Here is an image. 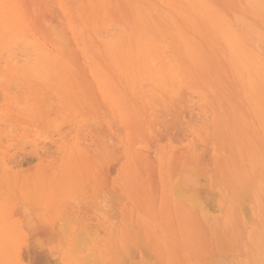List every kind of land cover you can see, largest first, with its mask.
Returning <instances> with one entry per match:
<instances>
[{"label":"rangeland","instance_id":"1","mask_svg":"<svg viewBox=\"0 0 264 264\" xmlns=\"http://www.w3.org/2000/svg\"><path fill=\"white\" fill-rule=\"evenodd\" d=\"M35 1H36V6H37L36 10H38V11H36L34 9L35 6L33 5V3H35V2L32 3V0H26V1L25 0H18L19 3H17V0H11V1L4 0L5 7L8 10L6 12H3V11L0 12V19H2L1 26H0V38H1L0 42L2 41L0 43V57L4 56V57L8 58L11 55L8 51L15 50L13 52H16L17 48H18L19 53L16 52V55L13 53L12 56L13 55L17 56V58L19 60L17 53L19 54V56L22 54L23 55V56L21 55L22 58L20 57L22 59V61H20V62L22 64H24L23 62H25V65H26L25 60H28L30 57L31 59H30V61L29 60L27 61V63L29 62V64H27V65H30V64L31 65H30V67H28L29 69L26 68L27 71L26 70L25 71L28 72V70L29 71L32 70L31 72L35 73V74H32L31 72H28L27 74L26 73L24 74V68L25 67L18 61L20 64V69H19L18 62L16 61L17 62L16 63L15 60H13L15 58L14 56H13L14 58L10 57L9 59H7L8 61L10 60L9 63H11V64H9L10 65L9 70H8L9 65H7V61L5 62L6 59L2 60L3 62L0 63V65H1L0 68L1 67L3 68V70H2V68L0 70V72L3 74V76H0V161H1V163H0V247H1L0 248V259H1L0 264H12L13 262H14L13 264H27V262H28V264H34V262L36 261L35 260L36 258H37V261L39 263L42 262L41 264H46V263L48 264L52 260H57L59 264H72V263L78 264L79 261L81 260V258L82 257L84 258L86 255H88V257L86 256L88 258L87 260L90 261V259H91V261H92V262L91 261L88 262V264H95V263L96 264H103V263L107 264L108 261H110V263H108V264H111L114 261H115L114 264H116V263L118 264L119 262H121L123 264L124 262H122V261L126 258H127V261L134 262L133 264H135V263L136 264H153V263L154 264H203V263L204 264L205 263L206 264H215V263L216 264L217 263L218 264H228L229 261H226V260H233V262L230 261L231 262L230 264H232V263L233 264H253V263L254 264H262V263L264 264V226H263L264 225V222H263V220H264V114H263L264 113L263 112L264 111V102H263L264 96H262L263 95L262 91H264V75L262 73L261 74L263 76L260 74V71H262L264 73V67H263L264 64H262V63H264L263 62L264 61V59H263V57H264V53H263L264 46L263 45L264 44H261V42L264 43V38H262V37H264V27H262V26H264V21H263L264 20V16H263L264 13L260 14V12L263 11V9L261 8L262 5H259V6H261L260 7L262 9V11H261V9L258 8L259 6L256 7L257 6V4H256V6H255L256 10L258 8L260 12L254 11L255 12L254 14H256V15H254L253 12L250 11L253 8H255V7H252L253 1H250L251 2V6H250L249 3H245L248 0H193L192 3L190 0H186V1L185 0L184 1L183 0H176L178 2L177 3L178 5L176 4L175 0H173V1L172 0H169V1L168 0H159V2H158V0L149 1L152 3V4L151 3L150 4L153 6L157 3V6L161 7V9L163 11H165L163 13L164 14L167 13V14H165V16L167 15V17H166L167 20L164 19L165 17H162L164 19V20L162 19V21H164V23H162L163 25L161 26V24H159V23H161L162 21L158 22L159 19L157 17L160 15L159 17L161 19V16H163L164 14L161 15L162 13L159 14L157 12L162 11V10H158L156 12L154 10L155 9L154 8L155 6H154V7H152L153 9L150 8V11H149L148 9L150 7V4L147 2L148 0H146V2L149 4V6L147 5V3L144 0L143 1L141 0V2H143V3H141L138 0L141 5H143V4L147 5V6L145 5L146 7L143 10L146 13L149 11V14H146L145 12H143V13L146 14L147 17H149V15L152 14L151 15L152 18L151 19L149 18L150 19L149 22L147 21V26H151L152 28L155 27V29L147 28V27H145V28H147L146 30L152 29L153 31H156L157 33H152L153 31L152 32L150 31L149 36L154 35L156 38L155 39L156 42H157V39H161L159 33L161 34V36H163V38L165 37L164 38L165 42H164V40H162L163 38L161 39V42H160V46L162 48L160 46L159 47L161 49H166V52L165 51L163 52L162 50H160L161 52L159 53V51H158L159 49H157L158 44L154 43L155 42V40L153 38L154 36L152 37L153 39L151 37H150L151 39H148L149 37L146 39V35L149 33V31H147L148 32L147 33L145 30H143V28H144L143 21L146 20V16L144 18V14L143 15L141 14V16H143V18H144V19H141V16L139 13H142V12H140L139 9H135V8H137V6L135 7V6L131 5L130 0H129L130 3L127 0H125V2L123 0L122 1L121 0H118V1L113 0L114 4H116L115 5L116 8L115 7L114 8L117 9V11L120 8L122 9V10H119V12H117L114 15H112L113 13L111 14V13L106 12V11H105L106 14L104 13V10L110 9L107 7L111 5V4L108 5L109 1H107V0L106 1L104 0V2H102V4H101V1H103V0H94V1L90 0L92 3H95V5L90 3V1H88V0H86V2L84 0V2H83L84 4L81 3V1H83V0H74V1L73 0H53L54 2L52 0H48L47 3H49V2L55 3V4L49 3V5H48L46 3V1L44 0L45 1L44 4H46V6L50 7V4H52L51 6H53V8H51V7L50 8L52 9V13H54V14L51 13V15L49 12V11H51L49 7H47V10H45L43 8V6L45 7L44 4L42 6L43 0L39 1L41 4L37 2L38 0H35ZM96 1H98V2H96ZM135 1H137V0H135ZM135 1H134V3H135ZM180 1H183V3L185 2V4H186V6H184V4L182 3L184 7H187V8H184L185 9L184 11L186 12V15L188 16V20L187 21L185 20V22H188V23L183 24L182 17L185 16L184 17V19H185V18H187V16L185 15V13H182L184 11H182L181 8L179 9V7L181 5ZM260 1L264 2V0H260ZM15 2L17 4H15ZM106 2H107V7H106L107 9H105V6L103 5V4L106 5ZM165 2H166V5H165ZM170 2H171V4H170ZM173 2L178 6V7L176 6V8H177V10H180L181 13H180V11H176L175 10L176 8L173 9V6H174ZM257 2H255V3H257ZM12 3L14 5H16L17 8H19L20 13H22L23 15L26 14L24 16L22 15L23 18L25 17L23 19V22L24 23L26 22V23L25 24L23 23L24 30L22 31V29H20V31L25 32L26 35L30 34L31 38L29 37V35H27L24 38L25 34L24 33L22 34L19 31V27L21 25L19 26V21L15 19V16L13 13V11H14L13 8L12 9L10 8L11 6L13 7ZM27 3H28V5H27ZM75 3L77 5H74ZM97 3H98V5H97ZM200 3H201V6L203 5L202 7L200 6ZM240 3L242 5V8L239 5ZM259 3L261 4V2H259ZM114 4H112V6H114ZM135 4H137V3H135ZM169 4H170V8H169ZM193 4H194V6H193ZM262 4H264V3H262ZM55 5H56V7H55ZM73 5H74V7H72ZM83 5H85V6H83ZM204 5L206 7H204ZM244 5H246L247 8L244 7ZM21 6H22V8H21ZM26 6L28 8H26ZM89 6H90V9L88 8ZM95 6H97V7H95ZM126 6H128V8H129V6H132L133 10H131L132 9L131 7H130V10L128 8H125ZM195 6H197V7H195ZM199 6L201 7L202 10L199 8ZM181 7H182V5H181ZM30 8H32V9H30ZM40 8L42 10H40ZM54 8H55V10H53ZM64 8H65V10H64ZM79 8H80V11H79ZM97 8H98V10H100L101 13L97 10ZM123 8H125V10L129 11V14L127 16H126V14L128 12L127 11L124 12L125 10ZM138 8L142 9L141 7H138ZM211 8H212V10H213V8H214V10L217 9L218 12L213 10L216 13L215 14L214 12L211 11ZM263 8H264V6H263ZM115 9H113V10H115ZM166 9H170V10L167 11ZM198 9H200L201 11H199ZM247 9H249V10H247ZM10 10H12V11H10ZM24 10H25V12H24ZM77 10L80 12L79 15L77 13ZM94 10L97 12L95 13ZM156 10H157V8H156ZM29 11H31L33 14ZM74 11L76 13H74ZM90 11H93V13L89 14ZM121 11H122V13H120ZM130 11L136 12V14H135V12L134 13L132 12L134 17L132 16V14H130L131 13ZM153 11H155L156 15L158 14V16L153 14L154 13ZM187 11H189V12L191 11L192 15L190 14L191 15L190 16L189 12L187 13ZM196 11H199V12H197V13H199V15H198L199 18L200 17L202 18V16H200V15H202L204 13H205V16L204 15L203 16L204 17L207 16L206 18L203 17V19H207V21L206 20L202 21L204 23V24L202 23V26H201L202 29L199 27L200 25L199 26L196 25V24H198L197 21L199 22L201 20V19H198L197 13L195 15ZM113 12L115 13L116 10ZM2 13H4V14H2ZM42 13H45L46 16H41L40 14H42ZM59 13H60V16H58ZM107 13H109V14L107 15ZM36 14H37V16H36ZM55 14L58 16L57 18L55 16ZM93 14L94 15L97 14V17H98L97 20H96L95 16H92L93 18L91 17V15H93ZM178 14L179 15L182 14L184 16L181 15L180 16L181 18L178 20V18H179ZM234 14H236V15H234ZM257 14H259V16H262L261 20L258 18L259 16ZM42 15H44V14H42ZM52 15L56 19L52 18L53 17ZM103 15L106 16V18L103 17ZM119 15L122 19H119ZM154 15H155V17H154ZM233 15L235 17L237 16V18H239V19L243 18L244 24L246 22L245 19H248V21H250L251 23L247 21L246 24L248 25V23H250L254 27V29H252L253 27L249 28V29H252V31L257 29L258 31L256 30V33L260 31L259 33H257V34L261 35V36L258 35L260 37V39L259 38L256 39L257 35L255 34V32L254 33L252 32L253 35L250 36V38H249L250 40H249L248 34L250 35V33H249L250 31L246 35L247 32L245 31V33H244L243 26L240 27L241 25H244V24H239L236 20L234 21L235 22V24H234L233 18H235V17ZM39 16H41V17L39 18ZM100 16L102 18H100ZM110 16H113V17L110 18ZM115 16H117V17H115ZM123 16H124V18L128 17L129 21H130L131 17H132V20H134V21L136 20V21L133 22L131 20L130 21L131 24H129V21L125 18L126 22L123 21V23H124L123 24L121 21V20H124ZM129 16H130V18H129ZM172 16L174 19L172 18ZM215 16H216V18H215ZM238 16H240V17H238ZM253 16H255L256 18H253ZM45 17H46V20H45ZM78 17L83 19V20H81V22L82 21L84 22L83 26H84L85 30L82 32H81V30H83L82 23H78V22H80V18L78 20ZM169 17H171V18H169ZM34 18H36V19H34ZM63 18H64V21L66 19V23L63 22ZM67 18H69L70 20ZM86 18H88V19L86 20ZM113 18H114V22L116 21L114 23L116 30L112 27H111L112 29H109L110 28V25L108 24V23H110L109 20L110 19L113 20ZM175 18L179 22H176L177 20ZM213 18H214V20H212ZM7 19H8V21L5 22L4 20H7ZM26 19H27V21H26ZM28 19H30L29 20L30 22L28 21ZM51 19L56 20V23H55V21L52 22ZM71 19H72V22H74V21L75 22L72 23ZM92 19L94 22L92 21ZM106 19H107V21H106ZM118 19L121 21L122 24L120 23V21ZM140 19L142 20L141 24L143 26L140 24V22H141ZM189 19H190V22H189ZM48 20L50 22H48ZM152 20H154V21H152ZM216 20H218V21H216ZM257 20H259L261 23ZM76 21H78V22H76ZM90 21H92V22H90ZM96 21H97V23H96ZM151 21H152V23H151ZM173 21H174V23H173ZM191 21H192L193 26L190 24ZM35 22H36V24H35ZM46 22L56 24V25H53V28H51L52 25H49L50 26L49 28H51L49 31L51 32V30L53 29L52 31H54V32H51V34L50 33L47 34L48 31L47 32L45 31V33L40 34V32H38V30L42 31L43 27H44L43 31L45 29L47 30L48 27L47 28H45V27L48 25V23L46 25ZM153 22H154V25H152ZM167 22L169 24L168 26L165 25V23L167 24ZM262 22H263V25H262ZM4 23L7 27L4 26ZM136 23H138L137 26H136ZM145 23H146V21H145ZM148 23H150V24L148 25ZM217 23H219V24H217ZM42 24H44L45 26H42ZM57 24H60L62 27H65L66 31H68V33L70 34L71 37L65 31L66 34L62 32L63 35L61 38V34H60L61 32L59 33V31H57L58 33H56V29L54 30V27L57 28ZM64 24L65 25L68 24V25H66L67 27ZM78 24L80 27H78ZM90 24H91V26H90ZM132 24L135 27V31H134V27H131V26H133ZM156 24H157V26H161V28L158 29ZM185 24H186V26H185ZM187 24H189V25H187ZM236 24H237V26L239 24V27L242 28V29L239 28L240 29L239 30V33H240L239 36L241 37L240 39H242V41H243V42H241V44H240V42H239V44H237V42L240 39L237 40L235 43V39L238 37L237 34H239V33H237L238 28H236V26H235ZM36 25H37V27H36ZM95 25L96 26L98 25V28H100V30L98 29L99 32H98L97 28L95 27ZM100 25L101 26L103 25V27H100ZM106 25H109V26H106ZM139 25L141 27H143L142 30L145 31V33H143V31L139 29V28H141V27H139ZM176 25H177V28H176ZM178 25L180 26V28H178L179 27ZM195 25L199 27V30H198V27H195ZM224 25H226L227 28ZM31 26H33V27H31ZM61 26L58 25L57 29H59V27H61ZM104 26H106V27H104ZM123 26H125V27H123ZM145 26H146V24H145ZM163 26H165V27H163ZM187 26H189L188 27L189 29L187 28ZM26 27H29V28L31 27V28L29 29ZM117 27H118V29H117ZM204 27L208 28L209 30L207 29V32H205L206 29L204 31ZM210 27H211V29H210ZM4 28H5V31H4ZM21 28H22V26H21ZM32 28H34V29L32 30ZM65 28H64V30H65ZM95 28H96V30H95ZM119 28H121V29L119 30ZM137 28L139 29L140 33L142 32L141 33L142 34L141 39H140L141 41H139L140 46L137 45L138 40H139L138 38L140 37V36L137 37L140 34V33H138ZM165 28H167V30H169V31L171 30L170 32H173L171 34L175 33V35L174 36L172 35L173 37H170L171 35H169L167 33V30ZM229 28H230L231 32L227 30ZM9 29H11V30H9ZM60 29L62 30V28H60ZM92 29H94V31ZM246 29L247 28L245 27V30ZM114 30L117 32L115 33ZM212 30H217V35L219 34L218 37H220V39H218L219 42H220V40L224 39L220 43H223V45L226 47V49H224L223 48L224 46L219 43V45L222 46V50L220 49L221 47H219V49H220V51H222L221 53L223 54V56H222V54L220 55V53H219L220 51L217 49L218 46L216 47L217 44L216 45L214 44L215 40L217 41V36L215 34V36H216V38H215V36L213 35L214 31H212ZM235 30H236L235 34H232V33H234ZM86 31H88V32H86ZM92 31L98 32V33L95 32L97 34L98 39L93 34ZM108 31H109V33H108ZM180 31L182 33H180ZM14 32H16V33L14 34ZM101 32H105L107 35L104 33V36H102ZM123 32H125V33L123 35H121ZM228 32H230V34ZM52 33H54V34H52ZM80 33L84 34V36L80 35ZM215 33H216V31H215ZM226 33H228V34H226ZM45 34H47V35H45ZM56 34H58L59 36L58 35L55 36ZM78 34L80 37L78 36ZM86 34L88 35V37L90 39L93 38L95 41H96V39L97 40L103 39L102 43H101V41H96L97 45H100V46H98L99 49L100 50L102 49L101 52L104 51L101 53L102 54L101 57L99 54L97 55V50L99 51V49H97L98 47L94 46L95 47V49H94V47H93L94 41L89 40V38L86 37L87 36ZM156 34H158L159 37H156L157 36ZM11 35H12L13 39H11ZM38 35H39V37L37 38ZM53 35L55 37H58L59 40H60V38L64 39L66 36V38H65L66 41L61 40L62 43L59 41L61 44L60 43L58 44V42H57L58 40L53 39V37H52ZM130 35H131V38H130L131 41H130V39H128L130 37ZM207 35H208L209 39L207 38ZM229 35L232 37L231 39H230ZM232 35H235V37L236 36L237 37L235 38ZM17 36H19V37L22 36L23 39H21L22 40L21 42L19 39H17ZM45 36L47 37V39L45 38ZM67 36L70 37L68 40H67ZM211 36L215 39H213ZM223 36L225 38H223ZM246 36H247V38H245V39H246V41L248 39L247 42H245V40L243 39ZM252 36L256 40H258L259 42H257L255 44L256 41L255 42L253 41L255 39L251 40ZM33 37L35 39L37 38V40L34 41ZM76 37L78 39H76ZM116 37L118 38V42H115V41H117V39L115 41H113L112 45L115 42L114 46L109 44V43H111L110 41L108 43L109 39H112V38L115 39ZM176 37H177V41H176ZM119 38H121V42H122L121 44L119 42L120 41ZM126 38L128 39V41ZM226 38H228V39H226ZM28 39L33 44V47H32V45L29 43V45L32 47L33 50L30 48H26L28 46L27 45ZM71 39H72V41L69 42V40H71ZM122 39H123V41H122ZM144 39H145V41H147V43L144 41ZM174 39H175V41H173ZM261 39H262V41L260 42ZM17 40L19 41L18 46H16L17 42H15ZM124 40H126V42ZM211 40H213V43L211 42L212 44L210 43ZM225 40H228V41L224 42ZM36 41L38 43H40L39 45L37 43H36L37 45H35V46H38L37 51L39 54L35 50L36 48L34 46V42H36ZM52 41H54L55 44ZM84 41H86V43ZM88 41H90V42H88ZM103 41L104 42L107 41V43L104 44ZM218 41H217V43H218ZM14 42L16 43L15 44L16 47L13 45ZM64 42H66V43H64ZM67 42H69V43H67ZM131 42H133V43H131ZM149 42H151L153 44L152 45L148 44ZM158 42H159V40H158ZM70 43L74 44V45L72 44V47L74 46L73 52L70 49H66V50H64L66 52H63L62 49L67 48L68 47L67 44H70ZM83 43L85 44L84 46L82 45ZM140 43L144 44V45H141ZM182 43H184L183 47H182ZM226 43H229V44L226 45ZM71 44H70V46H71ZM108 44L111 46H109ZM155 44H157L156 47L154 46ZM242 44H244V45L247 44V45L246 46L243 45V47H240ZM49 45L51 48L49 47ZM102 45H104V47ZM123 45L125 46L124 49H123ZM136 45L138 46V48H135V47H137ZM150 45L153 46V49H152V47H150ZM232 45H235V46H232ZM238 45L241 49L238 47ZM108 46H109V48H108ZM141 46H142V48H141ZM147 46L150 48L148 50V52L153 54V57H151L152 59L153 58L158 59V57L160 56L159 60H160L161 66L159 65V60H156L155 65L153 64L154 59H153V63L150 62V60H149L150 54H148V58H149L148 62H150V63L146 64L144 62V61H146L144 58L145 57L144 55L147 56L146 50H144V49H145V47H146V49H148ZM8 47L9 48L11 47L10 50L8 49ZM41 47L44 48L45 50L42 49ZM72 47H68V48L72 49ZM91 47H92V49H91ZM112 47H114L116 51L119 48H120V50L123 49L121 51L118 50V52H120L118 55L123 56V58L120 56V58H121L120 61L124 65L122 63H120V61H118L119 59H115V60H116V64H117V62L121 64V65H119L120 67H118V64L117 65L115 64L114 57L116 56L117 53L114 54L115 53L114 51H113V53L111 52ZM116 47H118V48H116ZM21 48H22L23 52H22ZM189 48H191V49L189 50ZM7 49H8V51H7ZM26 49L27 50L29 49L28 50L29 52ZM93 49H94V51H93ZM132 49H134V51ZM140 49H142V50H140ZM193 49H194V54H192V56H193V58L195 57L196 59H193L192 56H190L191 59H193V60H191L189 55L191 53H193L192 52ZM229 49H231L232 52L234 50H236L237 52L236 51H234V52L237 54V57L239 56L240 59L239 58L237 59V57L234 56V52L231 53V50H229ZM242 49H244L246 54L244 51H243L244 53L239 52V51H242ZM249 49L251 51H249ZM259 49H262V51L260 50L261 51L260 52ZM3 50L7 54H5ZM24 50H26V52H24ZM56 50H57V52H56ZM41 51H42V53H41ZM131 51L133 53H131ZM136 51H138V52H136ZM150 51H153L156 54L153 52H150ZM156 51H158V54ZM177 51H179V52L177 53ZM247 51H248V54L250 56L247 54ZM53 52H54V54H53ZM78 52H79V56H78ZM110 52H111L112 56H114V57L111 56ZM122 52H124V53H122ZM249 52H251V53H249ZM24 53H26V54L28 53V55H26ZM73 53L75 55H73ZM99 53H100V51H99ZM103 53H104V56H103ZM186 53H188V54H186ZM132 54H134L135 56ZM154 54L156 56H154ZM231 54H233V55H231ZM6 55H8V57ZM60 55L63 57H61ZM64 55H65V57H64ZM106 55H107V57L105 58ZM162 55L163 56L165 55V59ZM172 55H175V57H176V58H174L175 63L173 62L174 60L172 58L173 57ZM243 55L246 56L247 58L244 57ZM43 56H45V57H43ZM129 56L130 57L133 56V58H132L133 60L131 58L129 59ZM136 56H137V58H136ZM23 57H25V59ZM66 57L67 58L69 57V58L67 59ZM71 57H73V58H71ZM75 57H76V59H75ZM118 57L116 56L115 58H118ZM161 57H163L162 60L163 61L165 60L166 64L163 61L161 62ZM169 57H170L171 62H168ZM243 57L246 59L245 60L242 59ZM250 57H251V59H253L252 60L254 62L253 64L258 66L257 68L260 69V70H258V73L260 75L257 74V75H259V77L255 74L257 72H251L252 70H255V71L257 70L256 66H254L253 64H252L253 66H251V68L253 67L252 70H251V68L246 69V67H250L248 65V63H249L248 59ZM256 57H258V59ZM17 58H15V59L17 60ZM37 58H39V59H37ZM182 58H184V59H182ZM260 58H262V60ZM62 59L64 61H62ZM78 59H79V61H78ZM107 59H109V60H107ZM142 59H144V61ZM166 59H168V60H166ZM251 59H250V63L252 62ZM56 60H58L59 62H57ZM65 60H67V61H65ZM106 60H107V62H106ZM130 60H131V64H130ZM134 60L137 64L136 63L134 64L132 62ZM139 60L140 61L142 60V62L139 63ZM239 60L240 61L242 60L241 61L242 64ZM51 61H52V63H51ZM71 61L72 62L74 61L75 66L73 65V63ZM102 61L104 62V64L102 63ZM0 62H1V58H0ZM14 62L16 63L15 65L13 64ZM53 62H56V63H53ZM76 62H77V64H76ZM172 62H173V64H172ZM45 63L52 64L51 65L52 67H50L48 64H46L47 65L46 66ZM59 63H60V65H59ZM101 63L104 66H107V67L109 66L108 70L106 69V67H105V70H103V68H102L103 66H101ZM108 63H111V65ZM141 63H143V65H146L144 67H147V70H150V72L153 74L152 76H149L150 73H148L147 70H143L142 69L143 67L141 68V66H142ZM163 63L167 66L170 65L168 67V69L165 68L167 66H165ZM4 64L7 65V66H4L7 69H5L3 67ZM12 64H13V67H12ZM64 64H66L68 66H66ZM69 64H70V66H69ZM150 64L154 65L155 67L151 66V67H153V69H152L151 67H149ZM27 65H26V67H27ZM41 65H43L44 67L42 66L43 67L42 68ZM58 65L60 68L58 67ZM134 65H137V67H135ZM261 65H263V66H261ZM39 66H40V69H39ZM111 66L113 69L111 68ZM133 66H134V69H133ZM67 67H70V70L72 69L71 73H70L69 69H68L69 71H67V72L62 71L64 69H67ZM114 67H115V69H114ZM126 67H128L127 68L128 71L126 69L125 72H127L129 74V71H131L130 76H128L127 73H126L127 74L126 75L124 72ZM171 67H173L174 69ZM81 68L84 70V72ZM110 68L112 69V75L114 76V77L112 76L111 79L114 80L116 77V80H114L116 82L111 81V79L109 77V76H111L110 75L111 74ZM137 68H138V70H137ZM139 68L143 70V71L141 70V72L143 73L144 79L150 80V78H151L150 81L146 80L145 83H143L144 79H143L142 74H141L142 79H140V77H139V75L141 73V72L139 73ZM163 68L165 69V71ZM176 68H178V69H176ZM116 69L118 72L115 71ZM118 69L119 70L122 69L123 73L121 72V70L119 72ZM239 69L240 70L244 69L242 71L244 75L241 73V71ZM34 70H37V71H34ZM74 70H75V72H74ZM76 70H77V72H76ZM109 70H110V74H109ZM236 70H238V71L236 72ZM17 71L19 72L18 74H17ZM154 71H156V72H154ZM168 71H170L171 74H173L172 75L173 77L174 76L177 77V80H176V78H174L176 80V82H175V80H173V82H171V85H173L172 89H176L178 87L177 90L174 91V93L172 90H171L172 92L170 91L171 88L168 91L167 86L170 87V84L168 85V83H165V82H170V79L167 80L169 78V75H170L171 81L173 79V77H171L170 72H169V74L166 73ZM12 72H13V74H12ZM36 72H37V74H36ZM63 72H64V75H66V73H67V75H69V76L66 75V77H68V79L67 78L64 79V77H63L64 75H62ZM81 72H82V74L87 72V73H85L87 75H83V77L88 78V79L90 78V83L92 82L94 87L93 86L88 87V84H89V86H91L92 84L90 85L88 80H86V81H88V83H86L85 79L82 78ZM161 72L162 73L165 72L166 74L165 73L162 74ZM238 72L240 73V75ZM1 73H0V75H2ZM73 73L74 74L77 73V74L74 75ZM118 73H119V75L120 74L124 75L123 79L121 77H117V76H119ZM154 73H156L157 76ZM175 73H176V75H175ZM8 74L13 75L14 79H16L14 83H13L14 80L12 81V79H11L13 77L9 76ZM29 74H32V75H30V77H29ZM46 74L48 75V77L50 79L49 78L46 79L47 77L45 78ZM71 74L73 77V78H71L72 80H70V78H69V77H71ZM131 74L133 75V77L131 76ZM237 74H238L239 78L244 76L243 79L242 78H240L241 80L238 79ZM5 75H8L9 77L8 76L7 77L9 79ZM16 75H19V77L16 78ZM37 75L43 76V78L41 76L42 81H44L46 79L47 81L49 80L48 83H52V84H48V86H47L46 82H45L46 85L43 84L42 82L41 83L38 82L39 84H37V82H36V84H35L36 88L38 87V85L39 86L43 85L45 87L46 91H42V89L44 88L42 86L38 87L37 89L34 87V83L32 82V80L34 81V79L35 80L41 79V78H38ZM52 75H53V77H52ZM56 75L58 76V78ZM159 75L161 76V81L163 80L164 85L160 81ZM167 75H168V77L166 79ZM246 75H247V77H246ZM248 75L250 76L251 79H249ZM25 76H27L28 78ZM163 76H165V77H163ZM180 76H181V78H179ZM60 77H63V78H60ZM125 77H127L126 78L127 81L125 80ZM153 77H154V79H155V77L156 78L159 77V78L157 80L155 79V81H153L154 80ZM3 78H7V79L5 80ZM108 78L110 79V81ZM130 78H131V81L129 80ZM132 78H134V79H132ZM253 78L259 84V85L256 84L257 85L256 87H254V85H253L254 84V82L252 81ZM259 78H260V80H259ZM53 79H55V80L53 81ZM62 79H64L66 82H64ZM138 79H140V80H138ZM189 79L191 81H189ZM1 80H2V82H1ZM8 80L12 81V82L10 81L11 84H10V82H8ZM118 80L123 81V84L121 82H119L120 85H122L121 86L122 88L125 86V91L123 89V91L125 93L121 89H118L119 91L121 90L123 92V97H121L122 95L119 96V94L121 92L119 93L118 90H115V89H117V86L115 85L116 86L115 87L114 83L116 84L118 82ZM178 80H179V82H178ZM57 81H60V83ZM76 81H78L77 82L78 87L77 86L75 87L76 84L72 83V82H76ZM105 81H106V83H105ZM151 81H152V83L154 82L155 85L157 84L156 81H158V86L160 87L159 89H161V90H159V89L154 90L155 87L157 88V86H155V87H152V89L154 90L153 91L154 93L153 92H150L151 94L148 93L147 91L150 90L151 88L147 90L146 87L151 86V85L154 86V83L153 84L149 83L147 86H146V83L151 82ZM180 81H183V82H180ZM247 81H248V83H247ZM251 81H252V83H251ZM107 82L108 83L110 82V83L108 84ZM112 82H113V84H112ZM125 82H128V83H125ZM141 83H143V85H142L143 88L145 85V88H144L145 90L140 89L141 87H139V86L141 85ZM159 83H160V85H159ZM176 83L177 84L180 83V85L179 86L174 85ZM72 84H74V86ZM184 84L187 85V87L184 86ZM248 84H250V85L252 84L253 86L250 87V85H248ZM102 85H104V86H102ZM108 85L110 87H112V90H111V88H108L109 87ZM133 85L136 86L135 90H134L135 87ZM210 86H211V88H210ZM260 86L262 89L258 88ZM102 87H104V88H102ZM131 87H132V89H131ZM164 87H166V88H164ZM252 87L254 89H251ZM40 88H41V91L43 93L39 92ZM65 88H68L67 89L68 91L65 90ZM74 88H77V89H75L76 91L74 90ZM90 88L91 89L93 88L94 90L93 89L91 90ZM107 88L110 91L107 90ZM119 88H120V86H119ZM137 88L139 89L138 90L139 93L137 91ZM179 88L181 91H179ZM103 89H106V90L104 91ZM126 89H127L128 94L126 93ZM128 89H130V91ZM184 89H185V91H184ZM186 89H187V91H186ZM90 90H91V92H90ZM164 90H167V91H164ZM93 91H95V94ZM115 91H116V93H115ZM132 91H133V93H132ZM155 91H158L159 93L161 91L162 94L160 93L161 95H158V93L156 94ZM46 92H47V94H49V97L46 95L48 98H46V96H45ZM129 92L131 95H129ZM183 92H185V93H183ZM223 92H224V94H222ZM134 93H135V95H136V93H138L139 96H137L138 94L136 96H134ZM146 93H148V94H146ZM93 94H94V96H92ZM107 94L108 95L110 94V95L107 96ZM112 94L114 96H112ZM194 94H196V95H194ZM259 95H260V97H259ZM85 96H87L88 98ZM115 96H117L116 98L120 102L115 98ZM124 96H126L125 100L122 99V98H124ZM132 96H134V97H132ZM140 96H141V100L139 98ZM137 97H138V99H137ZM153 97L156 99H154ZM150 98H152V99H150ZM177 98H178V100H177ZM182 98H183V100H182ZM258 98H260L261 100ZM47 99H49V101L50 100H52V101L49 102ZM77 99L79 102L77 101ZM91 99L92 100L94 99L93 103H92ZM109 99L110 100L113 99L114 103L117 101L116 102L117 105L114 104L112 101H109ZM81 100H83L84 103ZM123 100H124V102H123ZM254 100L256 101V104H254V102H255ZM94 101H95L96 105H95ZM106 101L109 103L107 104ZM181 101H184V102H181ZM110 102L112 103V105H114L113 107H112V105H110ZM122 102L124 103V105L122 104ZM67 103L70 104V106H72L74 108H71ZM155 103H157V105H155L157 107V109H156V107L153 106ZM177 103H180V104L177 105ZM218 103L220 104V107L217 106V105H219ZM257 103H260L259 106H257L258 105ZM93 104L95 107L93 106ZM98 105H100V106H98ZM115 105L117 107H115ZM164 105H167V106L165 107ZM48 106H49V108L51 106L52 109L55 107V109H54L55 111L53 110L54 111L53 112L52 110H49ZM52 106H54V107H52ZM124 106L125 107L127 106V107L125 108ZM261 106L263 107V109ZM42 107L43 108L46 107V108L41 109ZM96 107H98V108H96ZM173 107H176V108H173ZM177 107H178V109H177ZM99 108H101V110ZM219 108H221V109H219ZM45 109H47L46 110L47 112H43ZM75 109H76V111L77 110L78 111L75 112ZM117 109H119V110H117ZM120 109H122V111H123L122 115H124L123 116L124 118L120 115L121 114ZM99 110L104 111V112H101L103 116L100 114V112L98 113ZM115 110H117V111H115ZM135 110H137V111H135ZM259 110L260 111L263 110V111L260 112ZM48 111H49V114H48ZM50 111H52V112H50ZM135 113H136V115H135ZM56 114H57V116H55ZM80 114H81V116H80ZM104 114H106L107 117ZM137 114H139V116ZM217 115H218V117H217ZM85 116H86V119H85ZM47 117H49V118H47ZM57 117H60V118H57ZM87 117H88V119H87ZM125 117H126V119H125ZM138 117H140V118L138 119ZM55 118H57V120ZM62 118L63 119L65 118V119L63 120ZM48 119L50 120V122ZM51 119L55 120V122L62 119L63 122H61V121L60 122L63 123L64 125L63 124H60V125L56 124L55 126H57L58 128L57 127L55 128L54 127L55 122H53ZM91 119H92V121H91ZM94 119H96L97 122H95L96 120L94 121ZM123 119H125V120H123ZM82 120H85V121H82ZM135 120H137V121H135ZM138 120H140V122ZM99 122H102L103 126L101 123L99 124ZM206 123H207V126H205ZM244 123H245V125H244ZM65 125H66V127H65ZM91 126H95L98 128H94L96 130L95 131ZM104 126L106 128H109V129L104 128ZM53 127H54V130H53ZM116 129H118V130H116ZM61 130H63L62 133H61ZM97 130L98 131L102 130L101 131L102 134L100 133V131L97 132ZM103 132H105V133H103ZM104 134L108 135V136L111 135V138H109L110 136L107 139L104 138L105 137ZM22 136H24L23 140L26 139V141L22 142ZM220 138H222V139H220ZM104 139H106V140H104ZM110 139H111V142L109 141ZM193 140H195L196 142L195 141H194L195 143L191 142ZM29 141H30V143H29ZM21 142H22V144H21ZM33 142H34V144H33ZM113 142H115V143L110 146V144ZM207 142H209V143H207ZM28 143H29V145H28ZM102 143H104V145H107V146H104ZM193 143H194V146L197 145L195 148H192ZM14 144H15V146H14ZM30 144L33 146H31ZM16 145H18V147L19 146L20 147L16 148ZM99 145H100V147H99ZM114 145H117V146H114ZM189 145L190 146L192 145V146L190 147ZM145 146H147L148 148ZM31 147H34V148H31ZM103 147L104 148L108 147V148H106L107 150L104 151ZM184 147H187V148L184 149ZM189 148H190V150H188ZM101 149H103L102 150V152L104 151L103 153L101 152ZM193 149L195 152L193 151ZM181 150H183V151H181ZM80 151H82V152L79 155ZM259 153H260V155H259ZM76 154H78L79 156H77ZM96 154L97 155L100 154L101 156L96 157ZM180 154H183V155H180ZM81 155L85 157V159H82V161L85 160V162H83V165H80L81 161L79 162V160H81V159H79ZM91 155H93V156L91 157ZM186 155L187 156L189 155L188 156V157H190L189 160L192 161V163H190L189 160H187ZM242 156H243V158H242ZM180 157H181V159H180ZM193 157L196 158V160L192 159ZM257 157H258V159H257ZM105 158H107L108 160H106ZM199 158L201 160H199ZM255 158H256V160H255ZM58 159H59V161H58ZM89 160H92V161H89ZM105 160L107 162H110V161L111 162L110 163L104 162ZM197 160L200 162L198 163ZM53 161H55V162L58 161V162L54 164ZM205 161H207L208 163ZM90 162H92L91 163L92 166L90 165ZM187 162H188V164L190 163L189 166L186 165ZM50 163H51V165H50ZM202 163L205 165H202ZM220 163H222V164H220ZM81 164H82V162H81ZM199 164H200V167H198ZM256 165H258V167ZM10 166H12V168H10ZM53 166H55V167H53ZM221 166H223L222 168L225 167L224 169H226V172H225V170L220 169ZM74 167L75 168L78 167L76 169L77 170L76 172H74L75 171ZM187 168H189L190 171ZM192 168L194 169V171L197 172V173L196 172H193V173H195L196 175H199V176L195 177V175L193 174L194 176L193 175L192 176L194 178L191 177V178H193L192 180H194L195 178L197 179V177L199 178L201 176L199 180H201V182L203 181V183L206 185L205 186L202 183L199 186V187L202 186L199 191L200 192L203 191L201 194H199L201 197H199V195L196 197V193L198 191L195 188L193 189V192L191 191V193L194 194L193 198L199 197L198 199H201V198L204 199V200H202L203 201L202 203L204 205L201 202L200 203L202 205L199 203L200 208L196 207L197 205L194 203V201H193L194 199L192 197H189V198L187 197L188 199H186L187 200L186 201L183 196L177 195L171 188L177 182H180V183L182 181L184 182V180L180 179V178H182V176H185V174L186 175L188 174V173H184L186 171L185 169H187L189 172H192L191 171ZM257 168H258V170H257ZM5 169H6V172H5ZM209 169L212 171L215 169L216 172H212V171L210 172ZM254 169H256L257 171ZM37 170L39 171L38 173H37ZM105 170H107V171H105ZM208 170H209V172H208ZM13 171H14V173H13ZM18 171L21 172V173H19L20 175L18 174ZM222 171L226 174H224ZM99 172H100V174L101 173L102 174L100 175ZM86 173H87V175H86ZM212 173H215V174H212ZM254 174L256 175V177L254 176ZM203 175L206 176V178L202 177ZM105 176L108 177L109 181L105 180V178H106ZM246 176H248V177H246ZM8 177H10V178H8ZM40 177H41V179H40ZM186 177H185V180H186ZM219 177H220V179H219ZM224 177H226L230 180L228 181ZM232 177H234L235 179L231 180ZM17 178H19V179H17ZM29 178H30V180H29ZM215 178H217V179H215ZM223 179H225V180H223ZM4 180L6 181V183ZM218 180H219V182L220 181L221 182L219 183ZM16 181H19V182H16ZM105 181L107 183L109 182L108 185L106 184ZM236 181H237V185L235 187ZM86 182L88 184H86ZM104 182H105V184H104ZM187 182L189 183L188 180H187ZM213 182H216V185H214L215 183H213ZM230 182H232V183H230ZM185 183H186V181H185ZM185 183H182V184L185 185ZM217 183H219V184H217ZM221 183L223 186L220 185ZM82 184L84 187H82ZM230 184L234 188H232L230 186ZM238 185H239V187L240 186L241 187L239 188ZM10 186H11V188H10ZM106 186H108L107 187L108 191L106 189ZM180 186H181L180 189L183 188L182 187L183 185L180 184ZM186 186L189 188L188 185H186ZM227 186L229 188H227ZM43 187H44V189H43ZM77 187H79V189ZM187 187L185 188V186H184L183 189H185V190H182V189L181 190L183 192H185V191L189 192L188 190H190V189L186 190ZM203 187L205 190L202 189ZM230 188H231V191H230ZM201 189H202V191H201ZM241 189H244V190H241ZM194 190L196 191V193L194 192ZM236 190H238V191H236ZM111 191L114 192V194L113 193L108 194ZM206 191L210 194V198H212V196L214 198L210 199L209 196H206V195H208V193ZM211 191H213L214 193H212ZM239 191H241V192H239ZM10 192H12V193L10 194ZM205 192H206V194H205ZM242 192H244L243 193L244 196H243ZM115 193H116V196H115ZM230 193L233 196H231ZM112 194H113L112 198L113 199L115 198L116 201L111 199V196H109ZM117 194L121 198L119 196H117ZM82 195H84V196H82ZM101 195H102V197H101ZM1 196H7V197L4 198ZM72 196L74 198L71 199L70 197H72ZM245 196H246V198H245ZM30 197H31V199H29ZM95 197L97 198L98 201H96V199L94 200ZM242 197H244V199H242ZM75 198H78L77 199L78 201H76V203L73 202V201H75L74 200ZM81 198H83V199L80 200ZM99 198L100 199L102 198V199L100 200ZM176 198H177V200H175ZM190 198H191V201H193V203L191 201H189ZM8 199H10V200H8ZM34 199H35V202L38 203L37 205H35L36 207L33 204V203H35ZM207 199L209 201L211 200V202H208ZM214 199H216V200H214ZM11 200L12 201L15 200V202H10ZM28 200H30L29 203H27ZM91 200H94V201L91 202ZM239 200H241L242 203H241V201L239 202ZM245 200H247V201H245ZM214 201H216V202L214 203ZM22 202H23V204H22ZM79 202H81L80 203L81 205L78 204ZM93 202H95V203L98 202V203L95 204ZM109 202L111 203V205ZM207 202H208V204H206ZM101 203L103 204V206ZM213 203L215 204V207H214ZM209 204H211V205L213 204L212 205L213 207L211 205L209 207H207ZM24 205H26V206H24ZM190 205H192L193 207H191ZM93 206L96 209H99L102 206L104 208V210H95L93 208ZM98 206H100V207H98ZM201 206H203V208L204 207L208 208V210L207 209L203 210V208ZM23 207H25V208H23ZM26 207H28V208L26 209ZM110 207H112L113 210ZM194 208H196V209H194ZM244 208H247V209H244ZM213 209L216 210L215 211L216 213L214 212ZM32 210H33V212H32ZM105 210H107V211H105ZM111 210L114 213H112ZM209 210L212 211V213H210ZM22 211L25 213H22ZM99 211H101V212H99ZM108 211L111 212L109 215L111 216V214H112V217H110L108 215V213H109ZM207 211H209V212H207ZM30 212H32V213H30ZM105 213L107 214V216ZM58 214H62L61 216H62L63 220L65 218V220L63 221L65 223L67 221L66 217L67 218L69 217V219H71V220L70 221L68 220V221L71 223V225L67 226L69 222L66 223L67 225L63 224L62 220L60 219L61 216L59 215L60 216V218H59ZM94 214H95V216H93ZM63 215H65V216H63ZM27 216L29 217L28 219H27ZM246 217L251 218V221H250V219H246ZM56 218H58V219H56ZM59 219L61 221H58ZM76 219H79V222L78 221L76 222ZM26 220H27V224H26ZM34 220H35V222H37V221H39V222L35 223ZM247 220L250 221V223H248ZM28 221H30V222H28ZM60 222H62V227L65 226L64 227L65 232L63 233L65 235V237H63L64 235H62V233H61V231L62 232L64 231L61 228H59V230H58V232L61 234H59V233L56 234L55 230L58 229L59 224H61ZM75 222H76V224H74ZM261 222H263V223L261 224ZM77 223H79V225H77ZM36 224L39 225L40 227L36 226ZM41 224H43V225L49 224V225H51V227L48 225V228H49V230H48L46 226L45 227L41 226ZM55 224H58V225H55ZM93 224H95V225H93ZM24 225L26 227L34 225L36 228L34 226H32V227H28L29 229H27L24 227ZM89 225L91 227H94V228L97 225L96 228L98 227L97 229H99V231L101 230L102 233L99 231L98 232L95 231L96 228L91 230V227H87ZM85 226H86V228H82ZM54 227H55V229H54ZM38 228H42V229H38ZM68 228H69V230H68ZM88 228L90 229V233L92 235L89 233ZM50 229L52 231L51 233H54V235H53L54 237L53 236L51 237V233H48V232H50ZM53 229H54V231H53ZM82 229H84L85 233L83 232ZM86 229H87L88 233H86ZM41 230L43 231V233L44 232L46 233V230H48L47 233L50 234V235H48L49 237L46 236L47 233L44 234L45 235L44 238H42V236H39L42 233ZM31 231H32V233H30ZM33 231H37V232H33ZM76 232H78V233L80 232L79 234H81V236H79V237L80 238L82 237L81 241L85 242V239H86L87 243H82L81 241L79 243L78 240L76 241L75 238L78 235V233H76ZM28 233H29V236H28ZM35 233H38V234L36 235ZM32 234L35 235L36 237H34ZM58 234L61 235L63 237V239L65 238V240L61 241L63 239ZM88 234H90V235H88ZM141 234H142V236H140ZM19 236H21V237L19 238ZM258 236L260 237L259 239H258ZM13 237H14V239H13ZM92 237H94V238L92 239ZM140 237L142 240L140 239ZM7 238H9V239H7ZM27 238L29 241L31 240L30 241L31 243L34 242L33 244H35V242H36V244H38V249L41 247V244L42 245L46 244V245H44L45 248L42 246L41 249L38 250V253H40V250H42V248H44L45 251L47 249L46 252H44V250L41 251V254H38L35 251L34 252L37 253L39 256L42 255L44 260L46 259V258H44L46 256L43 255V253H46L47 258L49 257L48 255H50L51 257L48 259H51V261H48V259H47V261L46 260L44 261L41 257H39V258H41V262H40V259L38 257L31 256L34 254V252H30V253H33V254H30V256H31L30 258L33 257V260L28 258L29 256H27V258H26V255H29V251L27 250L26 247H25L26 249L23 248V245H27V243L29 242V241L28 242L25 241V240H27ZM35 238H37V239L35 240ZM53 238H55V239H53ZM77 238H78V236H77ZM124 238H126L128 240L125 239V241H126L125 242V241H123ZM38 239H39V241H38ZM41 239H45V240H41ZM49 239H51V240H49ZM82 239H84V240H82ZM52 240H55V241H53L54 243L52 242ZM43 241H44V243H42ZM9 242H12V243H9ZM94 242H97V243H94ZM31 243H28V244H31ZM66 243H68V244H66ZM81 243H82V245L83 244L84 245L81 246L80 245ZM127 243H129L130 246H129V244L127 246ZM4 244L6 245V247ZM33 244L29 245V246H33V248L36 247ZM139 244H141L142 246ZM252 244H253V246H252ZM257 244L259 245V247ZM13 245H15L14 247L16 249L13 247ZM135 245L137 248L135 247ZM133 246H134V249L131 248ZM139 246H141V247H139ZM97 247H98V249H97ZM127 247H129L130 250ZM142 247H143V253L141 250ZM261 247H262V249H260ZM33 248L31 247V249H30V247H28L29 250H36V248L35 249H33ZM123 248L124 249L126 248L125 252L127 255H129L128 253H132L134 258L133 257L130 258V256H128V257L126 256V258L123 259L124 256L121 257L119 255L121 253H122L121 255H123V253H124ZM24 249L28 251V254L26 251H23ZM80 249H82V250H80ZM132 249L134 251H132ZM8 250L10 251V253ZM74 250H76V251H74ZM128 250L131 252H129ZM262 250H263V252H262ZM72 251L74 252V254L72 253ZM115 251L118 255L115 254ZM256 251L258 254L256 253ZM47 252H48V254H47ZM103 252H104V255H103ZM149 252H150V254H149ZM8 253H9V255H8ZM76 253L79 256H77ZM2 254H4V255H2ZM18 254L19 255L21 254L20 259L22 260V262L19 261V255ZM146 254H148V256ZM92 255H93V257H92ZM218 255L221 256V258L219 257L217 259L216 256L218 257ZM107 256L108 257L110 256L109 257L110 259L107 258ZM115 256L120 258V259L115 258ZM213 256H214V259H213ZM233 256H235V257H233ZM34 257H36V258H34ZM215 258L217 260H215ZM104 259H106V260H104ZM117 259L120 261H118ZM200 259H202V260H200ZM211 259L215 260L214 263ZM254 259L257 263L254 261ZM260 259H261V261H260ZM23 260H25V261L23 262ZM155 260H156V262H154ZM203 260H204V262H203ZM219 260H220V262H224V263L218 262ZM221 260H223V261H221ZM57 261H56V263H57ZM99 261H100V263H99ZM116 261H118V262H116ZM29 262H31V263H29ZM150 262H153V263H150ZM51 263L55 264L54 261H52ZM125 263H127V262H125Z\"/></svg>","mask_w":264,"mask_h":264},{"label":"bare ground","instance_id":"2","mask_svg":"<svg viewBox=\"0 0 264 264\" xmlns=\"http://www.w3.org/2000/svg\"><path fill=\"white\" fill-rule=\"evenodd\" d=\"M9 1H11V0H9ZM25 1H26V0H25ZM39 1H41V0H38L37 2L40 3ZM45 1H46V3L48 2V0H45ZM45 1L43 0L42 6H43V4L45 3ZM52 1H53V0H52ZM73 1H74V0H73ZM88 1H90V0H88ZM92 1H94V0H92ZM105 1H106V0H105ZM107 1H109V2H108V5H110V4H111V5L107 7V2H106V5L103 4V5L105 6V9L110 8V9H108V10H104V13H105V14H106V12H109V13H111V14L113 13L112 15H114V14H116L117 12H119V10H122L121 8H120L118 11H117V9H115V8H116V7H115L116 4H114V1H113V0H112L113 2H112L111 0H107ZM117 1H118V0H117ZM117 1H116V2H117ZM121 1H122V0H121ZM123 1L125 2V0H123ZM127 1H129V0H127ZM130 1H131V5H133V6H135V7L137 6V8H135V9H139L140 12H142V13H139L140 16H141V14L143 15V14H144L143 12H145L143 9H144L147 5L149 6V4L151 3V2H149V1H152V0H148V1H147L149 4L146 2V0H144V1L147 3V5H146V4L141 5V4L139 3V1L141 2V0H139V1H138V0H137V1H135V0H130ZM130 1H129V3H130ZM134 1H135V3H137V4H135ZM142 1H143V0H142ZM168 1H169V0H168ZM172 1H173V0H172ZM175 1H176V0H175ZM175 1H174V2H175ZM183 1H184V0H183ZM183 1H180V4L182 5L183 8H182L181 5L179 4V5H180L179 9L181 8L182 11L185 10L184 8H187V7H184V6H186V4H185V2L183 3ZM185 1H186V0H185ZM190 1H191V3H192L193 0H190ZM250 1H253V2H252V3H253V6H252V7H255L256 4H257L256 7H258L259 5H262V7L259 6L258 8L261 7V8L263 9V11H262V9L260 8L261 11H262V12H260L258 8H257V10H256V7L253 8V9H254V10L252 9L253 11L250 10L251 12H253V14L255 13L254 11H256V12L258 11V12H260V14H261V13H262V14L264 13V8H263L264 4H262V3H264V2H262V1H260V0H259V1H258V0H255V1H254V0H248V1L245 2V3H249V5L251 6V2H250ZM257 1H258V2H257ZM33 2H35V3H33ZM53 2H54V1H53ZM53 2H49V3H53ZM69 2H70V1H69ZM71 2H72V1H71ZM83 2H84V0L81 1V3H83ZM85 2H86V0H85ZM96 2H98V1H96ZM102 2H104V0L101 1V4H102ZM111 2H112V3H111ZM158 2H159V0H158ZM163 2H164V1H163ZM174 2H173V3H174ZM201 2H202V1H201ZM207 2H208V1H207ZM255 2H257V3H255ZM259 2H261V4H260ZM17 3H19L18 0H17ZM17 3L15 2V4H17ZM32 3H33V5L35 6V7L33 6L34 9L36 10V7H37V6H36V1H35V0H32ZM32 3H31V4H32ZM49 3H47V4L49 5ZM90 3H92V2L90 1ZM126 3H127V2H126ZM141 3H143V2H141ZM177 3H178V2L176 1V4H177ZM182 3L184 4V6H183ZM258 3H259V4H258ZM6 4H7V3H6ZM12 4H13V3H12ZM21 4H22V3H21ZM40 4H41V3H40ZM53 4H55V3H53ZM71 4H72V3H71ZM83 4H84V3H83ZM88 4H89V3H88ZM92 4L95 5V3H92ZM112 4H114V6H112ZM127 4H128V3H127ZM134 4H135V5H134ZM139 4H140V5H139ZM151 4H152V3H151ZM151 4H150L149 9L147 8L149 11H150V8L153 9L152 7H154V6H155V7H154V8H155L154 10H155L156 12H157L158 10H162L161 7L157 6V3H156L154 6L151 5ZM153 4H154V3H153ZM160 4H161V3H160ZM170 4H171V2H170ZM170 4H169V8H170ZM176 4L174 3V6H175V7L173 6V9L176 8V6L178 5V4H177V5H176ZM197 4H198V3H197ZM210 4H211V3H210ZM19 5H20V4H19ZM27 5H28V3H27ZM44 5H45V7L43 6V8H44L45 10H47V7H49V6H46V4H44ZM51 5H52V4H50V7L53 8V6H51ZM63 5H64V4H63ZM74 5H77V4L75 3ZM74 5H73L72 7H74ZM97 5H98V3H97ZM118 5H119V4H118ZM125 5H126V4H125ZM128 5H129V4H128ZM145 5H146V6H145ZM165 5H166V2H165ZM239 5H240V7L242 8L241 3H240ZM249 5H248V6H249ZM83 6H85V5H83ZM86 6H87V5H86ZM92 6H93V5H92ZM111 6H112V7H111ZM143 6H144V7H143ZM156 6H157V7H156ZM193 6H194V4H193ZM200 6H201V3H200ZM200 6H199V8L201 9V7H202L203 5H202L201 7H200ZM9 7H10V6H9ZM50 7H49V8H50ZM55 7H56V5H55ZM59 7H60V6H59ZM63 7H64V6H63ZM95 7H97V6H95ZM106 7H107V8H106ZM114 7H115V8H114ZM118 7H119V6H118ZM118 7H117V8H118ZM130 7L132 8L131 10H133V7H132V6H129V8H128V6H126L125 8H128V9L130 10ZM138 7H141V8L143 7V8L140 9V8H138ZM177 7H178V6H177ZM189 7H190V6H189ZM195 7H197V6H195ZM204 7H206V6L204 5ZM209 7H210V6H209ZM244 7H246V5H244ZM10 8H11V9L13 8V10H14L13 13H14L15 19L19 21V26H20V25L22 26V28H21V26L19 27V31H20V29H22V31H23V30H24V28H23V23H24V22H23V19L25 18V17L23 18V16L26 15V14L23 15L22 13H20V12H19V8H17V6L14 5V4H13V7L11 6ZM21 8H22V6H21ZM21 8H20V9H21ZM26 8H28V7L26 6ZM51 8H50L51 11H49V12H50V15H51V13H52V9H51ZM60 8H61V7H60ZM82 8H83V7H82ZM88 8L90 9V6H89ZM93 8H94V7H93ZM125 8H123V9L125 10ZM156 8H157V10H156ZM165 8H166V7H165ZM193 8H194V7H193ZM246 8H247V7H246ZM30 9H32V8H30ZM56 9H57V8H56ZM74 9H75V8H74ZM77 9H78V8H77ZM111 9H112V10H111ZM113 9L116 10L115 13L113 12V11H115V10H113ZM135 9H134V10H135ZM163 9H164V8H163ZM200 9H198V10L201 11L202 9H201V10H200ZM7 10H8V9L5 7V2H4V0H0V12H1V11L6 12ZM25 10H26V9H25ZM25 10H24V12H25ZM28 10H29V9H28ZM40 10H42V9L40 8ZM53 10H55V8H54ZM64 10H65V8H64ZM86 10H87V9H86ZM97 10H98V8H97ZM109 10H110V11H109ZM148 10H147V11H148ZM164 10H165V9H164ZM166 10L168 11V10H170V9H166ZM175 10H176V11H180V10H177V8H176ZM194 10H195V9H194ZM196 10H197V9H196ZM213 10H214V8H213ZM213 10H212V8H211V11H212V12H214V11H217V12H218L217 9L214 10V11H213ZM242 10H243V9H242ZM247 10H249V9H247ZM10 11H12V10H10ZM33 11H34V10H33ZM36 11H38V10H36ZM58 11H59V10H58ZM79 11H80V8H79ZM79 11L77 10L78 15H79V13H80ZM94 11H95V10H94ZM98 11L100 12V10H98ZM105 11H106V12H105ZM111 11H112V12H111ZM126 11H127V10H125L124 12H126ZM136 11H137V10H136ZM149 11H148L147 13H146V12H145V13H146V14H149ZM155 11H153V12H154L153 14L156 15V12H155ZM176 11H175V12H176ZM199 11H196V12H195V15H196V13L199 12ZM24 12H23V13H24ZM29 12H31V11H29ZM34 12H35V11H34ZM46 12H47V11H46ZM60 12H61V11H60ZM64 12H65V11H64ZM86 12H87V11H86ZM96 12H97V11H95V13H96ZM127 12H128L127 14L125 13L126 16L129 14V11H127ZM130 12H131L130 14H132V12L134 13L135 11H130ZM163 12H165V11L162 10V11H159V12H157V13H159V14L162 13L161 15H163V14H164ZM188 12H189V11H187V13H188ZM31 13H32V12H31ZM31 13H30V14H31ZM62 13H63V12H62ZM74 13H76V12L74 11ZM90 13H93V11H90L89 14H90ZM100 13H101V12H100ZM104 13H103V14H104ZM109 13H107V15H108ZM120 13H122V11H121ZM151 13H152V12H151ZM151 13H150V14H151ZM180 13H181V11H180ZM182 13H185V15H186V12H185V11L182 12ZM214 13H215V12H214ZM233 13H234V12H233ZM2 14H4V13H2ZM32 14H33V13H32ZM32 14H31V15H32ZM42 14H44V15H42ZM42 14H40V15H41V16H46L45 13H42ZM52 14H54V13H52ZM89 14H88V15H89ZM105 14H104V15H105ZM125 14H124V15H125ZM135 14H136V12H135ZM137 14H138V13H137ZM146 14H144V18H145V16H146V20L143 21L144 28L141 27V26L139 25V27H141V28H139V29L142 30V28H143V30H145L146 32L149 31V33L147 32V33H148V34H147L148 36L146 35V39H147L148 37H149L148 39H151L154 35H153V36H149V35H150V31L152 32V31H153L152 29H155V27L152 28L151 26H147V21L149 22V20L152 18V17H151L152 14L149 15V17H147ZM165 14H167V13H165ZM165 14H164L163 16H161V19H160V17H159L160 15H159V16H158V14L156 15V16H158L157 18L159 19L158 22H159V21H162V19H163L162 17H165L164 19H166L167 15L165 16ZM190 14L192 15L191 11L189 12V15H190ZM215 14H216V13H215ZM219 14H220V13H219ZM236 14H237V13H236ZM236 14H234V15H236ZM22 15H23V16H22ZM61 15H62V14H61ZM85 15H86V14H85ZM98 15H99V14H98ZM100 15H101V14H100ZM104 15H103V17L106 18V16H104ZM122 15H123V14H122ZM155 15H154V17H155ZM172 15H173V14H172ZM178 15H179V14H178ZM181 15H182V14H181ZM181 15H179V18L176 16V17L178 18V20L181 18V17H180ZM191 15H190V16H191ZM198 15H199V13H197V16H198ZM203 15L205 16V13L202 14V15H200V16H202V18H201V17L199 18V16H198V19H201L199 22L196 20L198 24H196V23L193 21L196 25H198V26L200 25L199 27H200L201 29H202L201 26H202V23H203L202 21H204V20L207 21V19H203V17H204ZM234 15H233V16H234ZM254 15H256V14H254ZM257 15L259 16V14H257ZM33 16H34V15H33ZM36 16H37V14H36ZM41 16H39V18H40ZM52 16H53V15H52ZM55 16H56V18H57L58 16H60V13H59L58 16L55 14ZM92 16H95V17H96V20L98 19L97 14H95V15L93 14V15H91V17H92ZM117 16H118V15H117ZM117 16H115V17H117ZM132 16L134 17L133 14H132ZM135 16H136V15H135ZM182 16H184V15H182ZM186 16H187V15H186ZM218 16H219V15H218ZM251 16H252V15H251ZM258 16H257V17H258ZM263 16H264V15H263ZM27 17H28V16H27ZM80 17H81V16H80ZM80 17H78V20H79ZM84 17H85V16H84ZM95 17H94V18H95ZM111 17H113V16H110V18H111ZM184 17H185V16H184ZM184 17H182V19H183V24H184V23H188V22H185V20H186V21L188 20V16H187V18H185V19H184ZM206 17H207V16H206ZM206 17H204V18H206ZM210 17H211V16H210ZM221 17H222V16H221ZM234 17H235V16H234ZM238 17H240V16H238ZM261 17H262V16H259L258 18L261 20ZM39 18H38V19H39ZM43 18H44V17H43ZM52 18H54V16H53ZM56 18H54V19H56ZM92 18H93V17H92ZM100 18H102V17L100 16ZM123 18H124V16H123ZM125 18H126V17H125ZM125 18H124V20H121L122 23H123V21H125L126 19L128 20V17H127L126 19H125ZM129 18H130V16H129ZM144 18H143V16H141V19H144ZM149 18H150V19H149ZM169 18H171V17H169ZM172 18H173V16H172ZM190 18H191V17H190ZM193 18H194V17H193ZM215 18H216V16H215ZM217 18H218V17H217ZM236 18H237V16H236L235 18H233V22L236 20L239 24H244V19H243V18H240V19L237 18L238 20H237ZM253 18H256V17L253 16ZM8 19H9V18H8ZM8 19H7V20H4V21L6 22V21H8ZM31 19H32V18H31ZM34 19H36V18H34ZM38 19H37V20H38ZM49 19H50V18H49ZM54 19H53V20L51 19V20H52V22L55 21V23H56V20H54ZM60 19H61V18H60ZM67 19H69V18H67ZM87 19H88V18H86V20H87ZM119 19H122V18L120 17V15H119ZM119 19H118V20H119ZM137 19H138V18H137ZM141 19H140V21H141L140 24L142 23V20H141ZM147 19H148V20H147ZM164 19H163V20H164ZM173 19H174V18H173ZM175 19H176V18H175ZM241 19H242V20H241ZM262 19H263V18H262ZM29 20H30V19H28V21H29ZM41 20H42V19H41ZM45 20H46V17H45ZM61 20H62V19H61ZM69 20H70V19H69ZM81 20H83V19L80 18V22H78V21H76V22H78V23H82V28H83V30H81V32H82V31H84L85 29H84V26H83V25H84V22H83V21L81 22ZM102 20H103V19H102ZM131 20H132V17H131L130 21H131ZM166 20H167V19H166ZM169 20H170V19H169ZM176 20H177V19H176ZM178 20H177L176 22H179ZM212 20H214V18H213ZM239 20H240V21H239ZM245 20H246L245 24H244V25H241L240 27L243 26V28H244V30H243L244 33H245V31L247 32L246 35H247L248 32L250 31V32H249L250 35L248 34V39L250 38L251 35H253L252 32H253V33L255 32V34L257 35L256 39H258V38L260 39L259 36H261V35H260V34H257V33H259L260 31L256 33V30H257L256 28H255L256 30L252 31V29H254V27L250 24L251 22L248 21V19H245ZM1 21H2V19H0V26H1ZM14 21H15V20H14ZM24 21H25V20H24ZM26 21H27V19H26ZM32 21H33V20H32ZM35 21H36V20H35ZM92 21H93V19H92ZM92 21H90V22H92ZM106 21H107V19H106ZM119 21H120V20H119ZM121 21H120V23H121ZM128 21H129V20H128ZM130 21H129V24H131ZM132 21L135 22L136 20H135V21L132 20ZM145 21H146V23H145ZM152 21H154V20H152ZM152 21H151V23H152ZM180 21H181V20H180ZM206 21H205V22H206ZM210 21H211V20H210ZM216 21H218V20H216ZM219 21H220V20H219ZM247 21L250 22V23H248L249 26L246 24ZM257 21H259V20H257ZM263 21H264V20H263ZM11 22H12V21H11ZM29 22H30V21H29ZM33 22H34V21H33ZM44 22H45V21H44ZM48 22H50V21L48 20ZM48 22H46V25H47ZM63 22L66 23V19H65V21H64V18H63ZM69 22H70V21H69ZM71 22H72V19H71ZM71 22H70V23H71ZM74 22H75V21H74ZM74 22H72V23H74ZM93 22H94V21H93ZM102 22H103V21H102ZM102 22H101V23H102ZM109 22H110V23H108V24L110 25V28H109V29H112V28L115 29L114 23H115L116 21L114 22V18H113V20L110 19ZM125 22H126V21H125ZM137 22H138V21H137ZM189 22H190V19H189ZM211 22H212V21H211ZM211 22H210V23H211ZM259 22H260V21H259ZM8 23H9V22H8ZM17 23H18V22H17ZM25 23H26V22H25ZM25 23H24V24H25ZM67 23H68V22H67ZM96 23H97V21H96ZM122 23H121V24H122ZM162 23H164V21H162V22L159 23V24H161V26H162V25H163ZM173 23H174V21H173ZM199 23H200V24H199ZM206 23H207V22H206ZM260 23H261V22H260ZM14 24H15V23H14ZM35 24H36V22H35ZM44 24H45V23H44ZM44 24H42V26H45ZM60 24H61V23H60ZM60 24H57V28H58V25L61 26ZM75 24H76V23H75ZM85 24H86V23H85ZM103 24H104V23H103ZM112 24H113V25H112ZM123 24H124V23H123ZM125 24H126V23H125ZM133 24H134V23H133ZM133 24H132V25H133ZM137 24H138V23H136V26H137ZM145 24H146V26H145ZM149 24H150V23H148V25H149ZM177 24H178V23H177ZM190 24L192 25V21H191ZM203 24H204V23H203ZM217 24H219V23H217ZM220 24H221V23H220ZM224 24H225V23H224ZM234 24H235V22H234ZM239 24H238V26H237V24L235 25L236 28H238V32H237V33H239V30L242 29V28L239 27ZM26 25H27V24H26ZM30 25H31V24H30ZM49 25H52L51 28H53V25H56V24L48 23V25L45 27V28L48 27L47 30L45 29V30L43 31V29H44V27H43V28H42V31H43V32H42V31H39V30H38V32H40V34H41V33H45V31H46V32L48 31L47 34H49V33L51 34V32H54V31H52L53 29L51 30V32L49 31V30L51 29V28H49V27H50ZM64 25H65V24H64ZM66 25H68V24H66ZM66 25H65V26H66ZM73 25H74V24H73ZM109 25H106V26H109ZM111 25H112V26H111ZM134 25H135V24H134ZM134 25L131 26V27H134ZM141 25H142V24H141ZM152 25H154V22H153ZM165 25L168 26V25H169L168 22H167V24L165 23ZM174 25H175V24H174ZM180 25H181V24H180ZM187 25H189V24H187ZM196 25H195V27H198V26H196ZM262 25H263V22H262ZM4 26H6L5 23H4ZM40 26H41V25H40ZM90 26H91V24H90ZM106 26H104V27H106ZM120 26H121V25H120ZM125 26H126V25H125ZM125 26H123V27H125ZM142 26H143V25H142ZM156 26H157V24H156ZM161 26H157V28L160 29ZM178 26H179V25H178ZM185 26H186V24H185ZM185 26H184V27H185ZM192 26H193V25H192ZM205 26H206V25H205ZM209 26H210V25H209ZM218 26H219V25H218ZM224 26L226 27V25H224ZM227 26H228V25H227ZM247 26H248V27H247ZM6 27H7V26H6ZM16 27H17V26H16ZM24 27H25V26H24ZM31 27H33V26H31ZM31 27H30V28H31ZM36 27H37V25H36ZM66 27H67V26H66ZM78 27H80L79 24H78ZM95 27L97 28V30H98V29L100 30V28H98V25H97V26L95 25ZM100 27H103V25H102V26L100 25ZM111 27H112V28H111ZM127 27H128V26H127ZM145 27H147V28H152V29H151V30H150V29H149V30H146L147 28H145ZM163 27H165V26H163ZM188 27H189V26H187V28H188ZM195 27H194V28H195ZM199 27H198V30H199ZM206 27H207V26H206ZM206 27H204V31H205V29H206L205 32H207V29H208V28H206ZM215 27H216V26H215ZM220 27H221V26H220ZM228 27H229V26H228ZM233 27H234V26H233ZM245 27L247 28L246 30H245ZM251 27H253V28H252V29H249V28H251ZM262 27H264V26H262ZM26 28H29V27H26ZM26 28H25V29H26ZM30 28H29V29H30ZM57 28L54 27V30L56 29V33H58L57 31H59V33L61 32V33H60V34H61V38H62V35H63L62 32L65 33V34H66V32L68 33V31H66V28H65V27H62V26L59 27V29L62 28V30L60 29L61 31H60L59 29H57ZM64 28H65V30H64ZM68 28H69V27H68ZM68 28H67V29H68ZM85 28H86V27H85ZM96 28H95V30H96ZM173 28H174V27H173ZM176 28H177V25H176ZM178 28H180V26H179ZM190 28H191V27H190ZM226 28H227V27H226ZM230 28H231V27H230ZM230 28L227 29V30L231 32ZM234 28H235V27H234ZM236 28H235V29H236ZM239 28H240V29H239ZM6 29H7V28H6ZM12 29H13V28H12ZM33 29H34V28H32V30H33ZM36 29H37V28H36ZM69 29H70V28H69ZM86 29H87V28H86ZM102 29H103V28H102ZM117 29H118V27H117ZM120 29H121V28H119V30H120ZM132 29H133V28H132ZM137 29H138V28H137ZM139 29H138V33H140V32H139ZM165 29L167 30V28H165ZM188 29H189V28H188ZM210 29H211V27H210ZM219 29H220V28H219ZM219 29H218V30H219ZM231 29H232V28H231ZM9 30H11V29H9ZM9 30H8V31H9ZM13 30H14V29H13ZM16 30H17V29H16ZM16 30H15V31H16ZM75 30H76V29H75ZM92 30L94 31V29H92ZM99 30H98V32H99ZM104 30H105V29H104ZM115 30H116V29H115ZM115 30H114V32L116 33L117 31H115ZM128 30H129V29H128ZM128 30H127V31H128ZM143 30H142V31H143ZM179 30H180V29H179ZM208 30H209V29H208ZM4 31H5V28H4ZM22 31H20V32H21L22 34H23V33L25 34V35H24V38H25L27 35H29V37L31 36L30 34H27V35H26V33H25V32H22ZM65 31H66V32H65ZM93 31H92V32H93ZM112 31H113V30H112ZM134 31H135V27H134ZM145 31H143V33H145ZM170 31H171V30H170ZM170 31L167 30V33H168L169 35H171L170 37H173V36L175 35V33H174V34H171V33H173V32H170ZM176 31H177V30H176ZM212 31H214V33H213L214 36H215V34H216V36H217V41H218V39H220V37H218L219 34L217 35V30H212ZM215 31H216V33H215ZM225 31H226V30H225ZM232 31H233V30H232ZM257 31H258V30H257ZM28 32H29V31H28ZM86 32H88V31H86ZM92 32H91V33H92ZM95 32L98 33L97 31H95ZM95 32H93V34L97 37V34H96ZM178 32H179V31H178ZM219 32H220V31H219ZM230 32H228V33L230 34ZM235 32H236V30H235L234 33H232V34H235ZM15 33H16V32H14V34H15ZM30 33H31V32H30ZM101 33H102L101 35L104 36V33H105V32H101ZM108 33H109V31H108ZM112 33H113V32H112ZM118 33H119V32H118ZM124 33H125V32H123L121 35H123ZM130 33H131V32H130ZM141 33H142V32H141ZM141 33L137 36V37L140 36V37L138 38V39H139V40H138V43H137L138 46H140V45H139V41H141V40H140V39H141V35H142ZM152 33H157V32H156V31H153ZM180 33H182V32L180 31ZM180 33H179V34H180ZM228 33H226V34H228ZM237 33H236V34H237ZM17 34H18V33H17ZM34 34H35V33H34ZM47 34H45V35H47ZM52 34H54V33H52ZM89 34H90V33H89ZM105 34H106V33H105ZM119 34H120V33H119ZM135 34H136V33H135ZM168 34H167V35H168ZM4 35H5V34H4ZM18 35H19V34H18ZM57 35H58V34H56L55 36H57ZM68 35L70 36L69 33H68ZM80 35L84 36V34H81V33H80ZM86 35H87V34H86ZM90 35H91V34H90ZM98 35H99V34H98ZM106 35H107V34H106ZM156 35H157L156 37H159L158 34H156ZM159 35H160V37H161V39H162L163 36H161L160 33H159ZM172 35H173V36H172ZM211 35H212V34H211ZM213 35H212V36H213ZM237 35H238V37H237V36H236V37H237L238 39L235 37V35H232L233 37L236 38V39H235V43H236L237 40H239V39L241 38V37L239 36L240 33L237 34ZM258 35H259V36H258ZM1 36H2V35H1ZM55 36L53 35L52 37H53V39L58 40V41H57L58 44H59L60 42L62 43L61 40L66 41V39H65L66 36H65L64 39H61V38H60V40L58 39V37H55ZM58 36H59V35H58ZM74 36H75V35H74ZM78 36H79V34H78ZM92 36H93V35H92ZM109 36H110V35H109ZM109 36H108V37H109ZM127 36H128V35H127ZM178 36H179V35H178ZM212 36H211V37H212ZM214 36H213V37H214ZM216 36H215V38H216ZM227 36H228V35H227ZM229 36H230V35H229ZM244 36H245V35H244ZM13 37H14V36H13ZM38 37H39V35L37 36V38H38ZM50 37H51V36H50ZM70 37H71V36H70ZM70 37L67 36V40H68ZM79 37H80V36H79ZM86 37H88V35H87ZM110 37H111V36H110ZM110 37H109V38H110ZM113 37H114V36H113ZM117 37H118V36H117ZM117 37H116L115 39L112 38L113 40H112V39H109V40H108V43H109V41H110L111 43H109V44L112 45L113 41H115L116 39H117V41H115V42H118V38H117ZM144 37H145V36H144ZM150 37H151V38H150ZM203 37H204V36H203ZM213 37H212V38H213ZM30 38H31V37H30ZM33 38H34V37H33ZM33 38H32V39H33ZM37 38H36V39L34 38V41L37 40ZM40 38H41V37H40ZM45 38L47 39L46 36H45ZM74 38H75V37H74ZM88 38H89V37H88ZM91 38H92V37H91ZM130 38H131V35H130V37H129L128 39H130ZM153 38H154V40L156 39L155 36H154ZM153 38H152V39H153ZM164 38H165V37H164ZM164 38H163L162 40H164ZM183 38H184V37H183ZM207 38H208V35H207ZM215 38H213V39H215ZM223 38H225V37L223 36ZM231 38H232V37L230 36V39H231ZM245 38H247V36L243 38V39L245 40V42H247L248 39H247V41H246ZM262 38H264V37H262ZM11 39H13V38H12V35H11ZM17 39H19L20 42H21V41H22L21 39H23V38H22V36H21V37L17 36ZM51 39H52V38H51ZM76 39H78V38L76 37ZM79 39H80V38H79ZM86 39H87V38H86ZM97 39H98V37H97ZM97 39H96V41H101V43H102V40H103V39H102V40H101V39L97 40ZM105 39H106V38H105ZM107 39H108V38H107ZM119 39H120L119 42H120V44H121V43H122V42H121V38H119ZM126 39H127V38H126ZM128 39H127V41H128ZM133 39H134V38H133ZM161 39H157V42H156V40H155V42H154V43H157V44H158V45L155 44L154 46L156 47V45H157V49H159V50H158L159 53L161 52L160 50H162L163 52H164V51L166 52V49H161V48H162V47L160 46ZM202 39H203V38H202ZM208 39H209V38H208ZM226 39H228V38H226ZM253 39H255V38L252 36V37H251V40H253ZM256 39L253 40L254 42L256 41L255 44H256L257 42H259V41L256 40ZM0 40H1V38H0ZM6 40H7V39H6ZM38 40H39V39H38ZM42 40H43V39H42ZM56 40H55V41H56ZM87 40H88V39H87ZM89 40H93V41H94V43H93V47H94V46H97V47L100 46V45H97V42H96L93 38H92V39L89 38ZM111 40H112V41H111ZM136 40H137V39H136ZM158 40H159V42H158ZM183 40H184V39H183ZM222 40H224V39H222ZM222 40H220V42H221ZM232 40H233V39H232ZM240 40H241V41H240ZM240 40L237 42V44H239V42H240V44H241V42H243L242 39H240ZM249 40H250V39H249ZM9 41H10V40H9ZM59 41H60V42H59ZM71 41H72V39L69 40V42H71ZM77 41H78V40H77ZM82 41H83V40H82ZM122 41H123V39H122ZM124 41L126 42V40H124ZM130 41H131V39H130ZM132 41H133V40H132ZM134 41H135V40H134ZM144 41H145V39H144ZM148 41H149V40H148ZM173 41H175V39H174ZM176 41H177V37H176ZM217 41L215 40V43H214V44H215V45L217 44L216 47L218 46L217 49L220 51V49L222 50V46L219 45L220 42L218 41V43H217ZM226 41H228V40H225L224 42H226ZM261 41H262V39L260 40V42H261ZM1 42H2V41H1ZM1 42H0V43H1ZM4 42H5V41H4ZM15 42H17V45H16V46H18L19 41L17 40V41H15ZM15 42L13 43L14 46H15V44H16ZM27 42H28V44H27V43H26V44H27L28 46H27L26 48H30V49H32L33 44L29 41V39H28ZM49 42H50V41H49ZM52 42L55 44L54 41H52ZM69 42H67V43H69ZM75 42H76V41H75ZM84 42L86 43V41H84ZM88 42H90V41H88ZM91 42H92V41H91ZM115 42H114V44H115ZM145 42L147 43V41H145ZM145 42H144V43H145ZM151 42H152V41H151ZM151 42H149L148 44H151V45H152L153 43H151ZM164 42H165V40H164ZM211 42L213 43V40H211L210 43H211ZM230 42H231V41H230ZM232 42H233V41H232ZM9 43H10V42H9ZM29 43L32 45V47L29 45ZM36 43H37L38 45L40 44V43H38V42L36 41V42H34V46L37 45ZM61 43H60V44H61ZM64 43H66V42H64ZM103 43L105 44V43H107V41H105V42L103 41ZM131 43H133V42H131ZM146 43H145V44H146ZM186 43H187V42H186ZM212 43H211V44H212ZM233 43H234V42H233ZM235 43H234V44H235ZM42 44H43V43H42ZM70 44H71V43H70ZM70 44H67V46H68V47H72V44H73V43L71 44V46H70ZM80 44H81V43H80ZM80 44H79V45H80ZM87 44H88V43H87ZM89 44H90V43H89ZM109 44H108V45H109ZM114 44H113L112 46H114ZM126 44H127V43H126ZM135 44H136V43H135ZM140 44H141V43H140ZM174 44H175V43H174ZM177 44H178V43H177ZM188 44H189V43H188ZM220 44L223 45V43H220ZM227 44H229V43H226V45H227ZM231 44H232V43H231ZM261 44H264V43L261 42ZM44 45H45V44H44ZM73 45H74V44H73ZM82 45L84 46L85 44L83 43ZM111 45H109V46H111ZM118 45H119V44H118ZM137 45H136V46H137ZM141 45H144V44H141ZM151 45H150V47H152V49H153V46H151ZM170 45H171V44H170ZM183 45H184V43H182V47H183ZM215 45H214V46H215ZM235 45H236V44H235ZM235 45H232V46H235ZM243 45H244V44H242L240 47H243ZM246 45H247V44H245L244 46H246ZM8 46H9V45H8ZM16 46H15V47H16ZM55 46H56V45H55ZM60 46H61V45H60ZM102 46L104 47V45H102ZM109 46H108V48H109ZM119 46H120V45H119ZM131 46H132V45H131ZM138 46H137V47L134 46V47H135V48H138ZM159 46H160L161 48H160ZM179 46H180V45H179ZM223 46H224V45H223ZM228 46H229V45H228ZM232 46H231V47H232ZM256 46H257V45H256ZM263 46H264V45H263ZM37 47H38V46H35V48H36L35 50H36V51L38 50ZM43 47H44V46H43ZM49 47H50V45H49ZM68 47L65 48V49H62L63 52H66V51H64V50H66V49H70V50L73 52V47H74V46L72 47V49H71V48H68ZM124 47H125V46L123 45V49H124ZM128 47H129V46H128ZM143 47H144V46H143ZM147 47H148V46H147ZM176 47H177V46H176ZM185 47H186V46H185ZM187 47H188V46H187ZM219 47H221V48L219 49ZM238 47H239V45H238ZM238 47H237V48H238ZM240 47H239V48H240ZM10 48H11V47H10ZM10 48L8 47L9 50H10ZM41 48H42V47H41ZM50 48H51V47H50ZM56 48H57V47H56ZM58 48H59V47H58ZM63 48H64V47H63ZM101 48H102V47H101ZM113 48H114V47H112L111 52L113 53V51H114V52H115L114 54L117 53L116 56H117V57L119 56V57H118V58H115L116 56H115V57L112 56V54H111V52H110L111 56L114 57V60H115V59H119L118 61H120V59H121L120 56H121V55H118V54L120 53V52H118V50H120V48H119L117 51L115 50V48H114V49H113ZM116 48H118V47H116ZM132 48H133V47H132ZM141 48H142V46H141ZM223 48L226 49L225 46H224ZM246 48H247V47H246ZM8 49H7V51H8ZM14 49H15V48H14ZM24 49H25V48H24ZM42 49H44V48H42ZM52 49H53V48H52ZM74 49H75V48H74ZM91 49H92V47H91ZM94 49H95V47H94ZM94 49H93V51H94ZM97 49H99V47H98ZM123 49H121V50H123ZM149 49H150L149 47H148V49H146V47H145V49H144V50H146V54H147V56L144 55V56H145L144 58H145L146 61H144V59H142V60H143L146 64H147V63H150V62L153 63V59H154V58H153V59L151 58V57H153V54H151V53L148 52ZM169 49H170V48H169ZM190 49H191V48H189V50H190ZM240 49H241V48H240ZM257 49H258V48H257ZM21 50H22V48H21ZM21 50H20V51H21ZM26 50H27V49H26ZM26 50H24V52H26ZM28 50H29V49H28ZM28 50H27V51H28ZM32 50H33V49H32ZM35 50H34V51H35ZM40 50H41V49H40ZM44 50H45V49H44ZM44 50H43V51H44ZM70 50H69V51H70ZM101 50H102V49H101ZM101 50L99 49L100 53H99V51L97 50V55L99 54L100 57H101V55H102L101 53L104 52V51L101 52ZM121 50H120V51H121ZM128 50H129V49H128ZM130 50H131V49H130ZM132 50L134 51V49H132ZM138 50H139V49H138ZM140 50H142V49H140ZM155 50H156V49H155ZM189 50H188V51H189ZM229 50H231V49H229ZM252 50H253V49H252ZM260 50L262 51V49H259V51H260ZM3 51H4V50H3ZM7 51H6V52H7ZM13 51H15V50H12V51L10 50V51H8V52L11 54L10 57H13V56H14L15 58H17V56H15V55H16V52L19 53L18 48H17V51H16V52H13ZM36 51H35V52H36ZM47 51H48V50H47ZM49 51H50V50H49ZM60 51H61V50H60ZM71 51H70V52H71ZM158 51H156L157 54H158ZM172 51H173V50H172ZM183 51H184V50H183ZM191 51H192V50H191ZM234 51H236V50H234ZM234 51H233V52H234ZM243 51H244V49H242V51H239V52H243ZM249 51H251V50L249 49ZM253 51H254V50H253ZM261 51H260V52H261ZM11 52H12V53H11ZM22 52H23V50H22ZM22 52H21V53H22ZM28 52H29V51H28ZM39 52H40V51H39ZM56 52H57V50H56ZM58 52H59V51H58ZM72 52H71V53H72ZM136 52H138V51H136ZM150 52H153V51H150ZM178 52H179V51H177V53H178ZM192 52H193V53L190 52L191 54L189 55V57L192 56V54H194V49H193ZM221 52H222V51L219 52L220 55L222 54ZM233 52H232V50H231V53H233ZM236 52H237V51H236ZM244 52H245V51H244ZM244 52H243V53H244ZM4 53H5V51H4ZM13 53H14L15 55L12 56ZM18 53H17V55H18V57H19V60H18V58H17V60H16V59L13 57V58H14L13 60H15V62H16V61H17V62H18V61H19V62L22 61L21 58H22L23 55L21 54L22 56H21V55L19 56ZM37 53H38V51H37ZM37 53H36V54H37ZM41 53H42V51H41ZM41 53H40V54H41ZM68 53H69V52H68ZM122 53H124V52H122ZM122 53H121V54H122ZM128 53H129V52H128ZM131 53H133V52L131 51ZM134 53H135V52H134ZM153 53H155V52H153ZM249 53H251V52H249ZM263 53H264V50H263ZM5 54H7V53H5ZM5 54H4V55H5ZM24 54H26V53H24ZM38 54H39V53H38ZM49 54H50V53H49ZM53 54H54V52H53ZM105 54H106V53H105ZM135 54H136V53H135ZM138 54H139V53H138ZM148 54H150V59L148 58ZM155 54H156V53H155ZM155 54H154V56H156ZM186 54H188V53H186ZM235 54H236V53L234 52V56L237 57V54H236V55H235ZM245 54H246V52H245ZM247 54H248V51H247ZM252 54H253V53H252ZM8 55H9V54H8ZM8 55H6V56L8 57ZM26 55H28V53H27ZM58 55H59V54H58ZM73 55H75V54L73 53ZM132 55H134V54H132ZM136 55H137V54H136ZM151 55H152V56H151ZM179 55H180V54H179ZM229 55H230V54H229ZM231 55H233V54H231ZM248 55H249V54H248ZM254 55H255V54H254ZM254 55H253V56H254ZM259 55H260V54H259ZM1 56H2V55H1ZM29 56H30V55H29ZM33 56H34V55H33ZM35 56H36V55H35ZM60 56H61V55H60ZM78 56H79V52H78ZM103 56H104V53H103ZM125 56H126V55H125ZM134 56H135V55H134ZM138 56H139V55H138ZM162 56H163V55H162ZM172 56H173V57H172ZM172 56H171V57H172L173 60H174V61H173V60H172V61L175 63V59H174V58H176V57H175V55H172ZM180 56H181V55H180ZM186 56H187V55H186ZM222 56H223V54H222ZM243 56H244V55H243ZM249 56H250V55H249ZM261 56H262V55H261ZM3 57H4V56H3ZM3 57H0V58H1V62H0V63L3 62L2 60H5V59H6L5 62L7 61V65L11 64V63H9L10 60H9V61L7 60V59H9L10 57H8V58H6V57L3 58ZM20 57H21V58H20ZM25 57H26V56H25ZM25 57H23V58L25 59ZM43 57H45V56H43ZM49 57H50V56H49ZM53 57H54V56H53ZM61 57H63V56H61ZM64 57H65V55H64ZM76 57H77V56H76ZM76 57H75V59H76ZM106 57H107V55L105 56V58H106ZM121 57L123 58V56H121ZM163 57H164V59H165V55H164ZM163 57H161V62L163 61V60H162ZM182 57H183V56H182ZM244 57H246V56H244ZM244 57H243L242 59L245 60L247 57H246V58H244ZM34 58H35V57H34ZM55 58H56V57H55ZM66 58H67V57H66ZM68 58H69V57H68ZM68 58H67V59H68ZM71 58H73V57H71ZM130 58L132 59L133 56H131V57L129 56V59H130ZM136 58H137V56H136ZM140 58H141V57H140ZM142 58H143V57H142ZM159 58H160V56L158 57V59H154V63H153L154 65H155L156 60H159ZM185 58H186V57H185ZM192 58H193V56H192ZM238 58H239V56L237 57V59H238ZM256 58L258 59V57H256ZM30 59H31V58L29 57L28 60L30 61ZM37 59H39V58H37ZM40 59H41V58H40ZM53 59H54V58H53ZM101 59H102V58H101ZM101 59H100V60H101ZM111 59H112V58H111ZM134 59H135V58H134ZM138 59H139V58H138ZM148 59L150 60V62H148V61H149ZM151 59H152V60H151ZM168 59H169V60H168ZM168 59H166V60H168V62H171V61H170V57H169ZM178 59H179V58H178ZM182 59H184V58H182ZM190 59H191V57H190ZM193 59H196V58L194 57ZM193 59H191V60H193ZM239 59H240V58H239ZM250 59H251V57L248 59V60H249V63H250ZM260 59L262 60V58H260ZM263 59H264V57H263ZM28 60H25V61H26V65L29 64V62L27 63ZM41 60H42V59H41ZM45 60H46V59H45ZM103 60H104V59H103ZM107 60H109V59H107ZM107 60H106V62H107ZM126 60H127V59H126ZM132 60H133V59H132ZM142 60H141V61L139 60V63L142 62ZM252 60H253V59H251V61H252ZM23 61H24V60H23ZM43 61H44V60H43ZM56 61L59 62L58 60H56ZM62 61H64V60L62 59ZM65 61H67V60H65ZM75 61H76V60H75ZM78 61H79V59H78ZM78 61H77V62H78ZM104 61H105V60H104ZM122 61H123V60H122ZM230 61H231V60H230ZM239 61H240V60H239ZM241 61H242V60H241ZM241 61H240V62H241ZM246 61H247V60H246ZM259 61H260V60H259ZM15 62L13 63L14 65L17 63V62L15 63ZM19 62H18V64H19ZM31 62H32V61H31ZM38 62H39V61H38ZM71 62H72V61H71ZM77 62H76V64H77ZM100 62H101V61H100ZM126 62H127V61H126ZM126 62H125V63H126ZM132 62H133L134 64L136 63L135 60L132 61ZM163 62L165 63V60H164ZM173 62H172V64H173ZM234 62H235V61H234ZM263 62H264V61H263ZM20 63H21V62H20ZM23 63H24V64H22V63H21V64L25 67V68H24V74H25V73L27 74L28 72H31V71H32L31 69H30L31 71L28 70V72H26V71H27L26 68L30 67L31 64H30V65H27V67H26L25 62H23ZM34 63H35V62H34ZM51 63H52V61H51ZM53 63H56V62H53ZM72 63H73V65L75 64L74 61H73ZM72 63H71V64H72ZM98 63H99V62H98ZM102 63L104 64L103 61H102ZM102 63H101V66H103V67H102L103 70H105V67H106V69L108 70L109 66H108V67H107V66H104V65H102ZM120 63H122V62L120 61ZM120 63L117 62L118 67H120V66H119V65H121ZM164 63H163V64H164ZM231 63H232V62H231ZM236 63H237V62H236ZM243 63H244V62H243ZM249 63H248V65H249L250 67H246V69H249V68H251V66L254 65V64H253V63H254L253 61L250 63L251 65H250ZM257 63H258V62H257ZM13 64H12V67H13ZM40 64H41V63H40ZM46 64H48V63H45V65H46ZM78 64H79V63H78ZM105 64H106V63H105ZM108 64L111 65V63H108ZM115 64H116V60H115ZM117 64H116V65H117ZM122 64H123V63H122ZM130 64H131V60H130ZM136 64H137V63H136ZM157 64H158V63H157ZM165 64H166V63H165ZM165 64H164V65H165ZM170 64H171V63H170ZM172 64H171V65H172ZM241 64H242V62H241ZM252 64H253V65H252ZM260 64H261V63H260ZM262 64H264V63H262ZM7 65L4 64L3 67H4V66H7ZM22 65H21V66H22ZM48 65H49L50 67H52V66H51L52 64H48ZM55 65H56V64H55ZM59 65H60V63H59ZM59 65H58V67H59ZM62 65H63V64H62ZM62 65H61V66H62ZM64 65H66V64H64ZM73 65H72V66H73ZM106 65H107V64H106ZM123 65H124V64H123ZM125 65H126V64H125ZM132 65H133V64H132ZM141 65H142V66H141ZM141 65H140V66H141V68L143 67V68H142L143 70H147V67H144V66H146V65H143V63H141ZM154 65L150 64L149 67H151V66L155 67ZM159 65H160V60H159ZM239 65H240V64H239ZM0 66H1V65H0ZM34 66H35V65H34ZM42 66H43V65H41V67H42ZM46 66H47V65H46ZM56 66H57V65H56ZM66 66H68V65H66ZM66 66H65V67H66ZM69 66H70V64H69ZM74 66H75V65H74ZM113 66H114V65H113ZM127 66H128V65H127ZM130 66H131V65H130ZM134 66L137 67V65H134ZM134 66H133V69H134ZM160 66H161V65H160ZM165 66H167V65H165ZM169 66H170V65H169ZM169 66H167V67H165V68L168 69ZM172 66H173V65H172ZM240 66H241V65H240ZM243 66H244V65H243ZM243 66H242V67H243ZM254 66H256V65H254ZM261 66H263V65H261ZM14 67H15V66H14ZM18 67H19V69H20V64H19ZM43 67H44V66H43ZM43 67H42V68H43ZM62 67H63V66H62ZM65 67H64V68H65ZM80 67H81V66H80ZM80 67H79V68H80ZM124 67H125V66H124ZM153 67H151V68L153 69ZM158 67H159V66H158ZM257 67H258V66H256V69H257L256 71H255V70H252L253 67L251 68V70H252L251 72H257V73H255L256 75L259 74V73H258V70H260V69H258ZM263 67H264V66H263ZM1 68H2V67H1ZM1 68H0V70H1ZM4 68H5V67H4ZM16 68H17V67H16ZM32 68H33V67H32ZM47 68H48V67H47ZM56 68H57V67H56ZM59 68H60V67H59ZM64 68H63V69H64ZM74 68H75V67H74ZM111 68H112V66H111ZM111 68H110V69H111ZM127 68H128V67L125 68L124 72L126 71ZM160 68H161V67H160ZM160 68H159V69H160ZM171 68H173V67H171ZM5 69H7V68H5ZM9 69H10V65H9L8 70H9ZM28 69H29V68H28ZM39 69H40V66H39ZM68 69L70 70V67H67V69H64V70H62V71H64V72L66 71V72H67V71H69ZM81 69H82V68H81ZM112 69H113V68H112ZM112 69H111V74H110V70H109V74L111 75V76H109L110 79H111V77L113 76V75H112ZM114 69H115V67H114ZM142 69L139 68V73L141 72ZM152 69H151V70H152ZM154 69H155V68H154ZM163 69H164V68H163ZM169 69H170V68H169ZM173 69H174V68H173ZM173 69H172V70H173ZM176 69H178V68H176ZM235 69H236V68H235ZM246 69H245V70H246ZM2 70H3V68H2ZM25 70H26V71H25ZM42 70H43V69H42ZM53 70H54V69H53ZM71 70H72V69H71ZM71 70H70V73L72 72ZM77 70H78V69H77ZM77 70H76V72H77ZM82 70H83V69H82ZM82 70H81V71H82ZM118 70H119V69H118ZM120 70H121V72L123 73L122 69H120ZM120 70H119V72H120ZM137 70H138V68H137ZM143 70H142V71H143ZM155 70H156V69H155ZM160 70H161V69H160ZM172 70H171V71H172ZM239 70H240V69H239ZM243 70H244V69H243ZM243 70H240L242 74H243V72H242ZM34 71H37V70H34ZM62 71H61V72H62ZM115 71H117V69H116ZM127 71H128V69H127ZM147 71H148V73H150L149 76H152V75H153V74L150 72V70H147ZM162 71H163V70H162ZM164 71H165V69H164ZM177 71H178V70H177ZM237 71H238V70H236V72H237ZM246 71H247V70H246ZM61 72H60V73H61ZM64 72H63L62 75H64ZM74 72H75V70H74ZM83 72H84V70H83ZM104 72H105V71H104ZM117 72H118V71H117ZM130 72H131V71H129V74H128L127 72H125V74L127 73L128 76H130ZM145 72H146V71H145ZM154 72H156V71H154ZM169 72H170V71H168V72H166V73L169 74ZM172 72H173V71H172ZM175 72H176V71H175ZM0 73H1V72H0ZM18 73H19V72L17 71V74H18ZM31 73H32V74H35V73H33V72H31ZM68 73H69V72H68ZM70 73H69V74H70ZM85 73H87V72H85ZM85 73L82 74V72H81L82 78H84L85 81L88 80L89 83H90V78L88 79V78L83 77V75H87V74H85ZM146 73H147V72H146ZM148 73H147V74H148ZM161 73H162V72H161ZM161 73H160V74H161ZM163 73H165V72H163ZM163 73H162V74H163ZM166 73H165V74H166ZM238 73H239V72H238ZM246 73H247V72H246ZM261 73L264 75V73H263L262 71H260V74H261ZM1 74H2V73H1ZM12 74H13V72H12ZM20 74H21V73H20ZM32 74H29V77H30V75H32ZM36 74H37V72H36ZM41 74H42V73H41ZM73 74H74V73H73ZM75 74H77V73H75ZM75 74H74V75H75ZM96 74H97V73H96ZM99 74H100V73H99ZM101 74H102V73H101ZM105 74H106V73H105ZM116 74H117V73H116ZM127 74H126V75H127ZM135 74H136V73H135ZM141 74H142V76H143V73H142V72L140 73V75L138 74L139 77H140V79H142V78H141V77H142ZM154 74H156V73H154ZM165 74H164V75H165ZM170 74H171V72H170ZM215 74H216V73H215ZM253 74H254V73H253ZM260 74H259V75H260ZM262 74H261V75H262ZM8 75H9V74H8ZM8 75H5V76L7 77ZM39 75H40V74H39ZM43 75H44V74H43ZM66 75H67V73H66ZM66 75L63 76L64 79H65V78L68 79V77H66ZM93 75H94V74H93ZM118 75H119V73H118ZM120 75H121V76H120ZM120 75L117 76V77H121V78L123 79V76H124V75H122V74H120ZM172 75H173V74H171V77H173ZM175 75H176V73H175ZM213 75H214V74H213ZM225 75H226V74H225ZM239 75H240V73H239ZM243 75H244V74H243ZM243 75H242V76H243ZM259 75H257V76L259 77ZM263 75H262V76H263ZM0 76H3V74L0 75ZM9 76H12V77H13V75H9ZM9 76H8V77H9ZM41 76H42V75H41ZM41 76H38V75H37L38 78H41ZM56 76H57V75H56ZM67 76H69V75H67ZM97 76H98V75H97ZM128 76H127V77H128ZM131 76L133 77L132 74H131ZM156 76H157V74H156ZM159 76H160V75H159ZM8 77H7V78H8ZM17 77H19V75H16V78H17ZM25 77H27V76H25ZM33 77H34V76H33ZM46 77H47V78H46ZM52 77H53V75H52ZM63 77H60V78H63ZM102 77H103V76H102ZM105 77H106V76H105ZM113 77H114V76H113ZM127 77H125V80H126ZM163 77H165V76H163ZM163 77H162V78H163ZM167 77H168V75L166 76V79H167ZM210 77H211V76H210ZM237 77H238V79H240V78L243 79L244 76L239 78V76H238V74H237ZM246 77H247V75H246ZM248 77H249V79H251L249 75H248ZM7 78H3V79L6 80ZM27 78H28V77H27ZM42 78H43V76H42ZM42 78H41L40 80H38V79L35 80V79H34L35 82L32 80V82L34 83V87H35L36 82H37V84H39V83H41V82H42L43 84H45V82H46L47 86H48V84H52V83H48L49 80H48V81L46 80V79L49 78L47 74H46V76H45L46 79H45L44 81H42ZM57 78H58V76H57ZM69 78H70V80H72V79H71V78H73V77H72V74H71V77H69ZM98 78H99V77H98ZM103 78H104V77H103ZM136 78H137V77H136ZM145 78H146V77H145ZM158 78H159V77H158ZM158 78L155 77L156 80H157ZM174 78H176V80H177V77L174 76L173 79H172V81H171V78H170V75H169V78H168L167 80L170 79V82H165V83H168V85L170 84V87L167 86V88H168V91H169V89L171 88L170 91L172 90L173 93H174V91L177 90V88H178V87H177L176 89H172V88H173V85H171V82H173V80H175ZM179 78H181V76H180ZM182 78H183V77H182ZM214 78H215V77H214ZM3 79H2V80H3ZM8 79H9V78H8ZM11 79H12V81L14 80L13 83H14L15 80H16V79H14V77L11 78ZM49 79H50V78H49ZM64 79H62V80H63L64 82H66ZM100 79H101V78H100ZM108 79H109V78H108ZM110 79H109V81H110ZM118 79H119V78H118ZM132 79H134V78H132ZM140 79H138V80H140ZM143 79H144V76H143ZM153 79H154V77H153ZM153 79H152V80H153ZM155 79H154L153 81H155ZM249 79H248V80H249ZM262 79H263V78H262ZM2 80H1V82H2ZM28 80H29V79H28ZM37 80H38V81H37ZM54 80H55V79H53V81H54ZM114 80H116V77H115ZM114 80L111 79V81H114ZM129 80L131 81V78H130ZM135 80H136V79H135ZM146 80L148 81L149 79H144L143 83H145ZM150 80H151V78H150ZM150 80H149V81H150ZM176 80H175V82H176ZM179 80H180V79H179ZM179 80H178V82H179ZM240 80H241V79H240ZM259 80H260V78H259ZM259 80H258V81H259ZM10 81H11V80H8V82H10ZM12 81H11V82H12ZM50 81H51V80H50ZM53 81H52V82H53ZM88 81H86V83H88ZM126 81H127V80H126ZM136 81H137V80H136ZM160 81H161V76H160ZM164 81H165V80H164ZM189 81H191V80L189 79ZM237 81H238V80H237ZM252 81L254 82V84H253L254 87H256L257 85H259V84L255 81L254 78H253ZM252 81H251V83H252ZM11 82H10V84H11ZM38 82H39V83H38ZM57 82L60 83V81H57ZM67 82H68V81H67ZM77 82H78V81H76V82H72V83L76 84L75 87L77 86ZM97 82H98V81H97ZM103 82H104V81H103ZM114 82H116V81H114ZM119 82H121V83L123 84V81L118 80V82H117L118 84H117V83H116V84L114 83V86H115V85L117 86V89H115V90L121 89V90L123 91V89H124V91H125V86L122 88V87H121L122 85H120ZM161 82H162L163 85H164L163 80H162ZM175 82H174V83H175ZM180 82H183V81H180ZM238 82H239V81H238ZM255 82H256V83H255ZM6 83H7V82H6ZM6 83H5V84H6ZM13 83H12V84H13ZM55 83H56V82H55ZM61 83H62V82H61ZM70 83H71V82H70ZM105 83H106V81H105ZM107 83H108V82H107ZM109 83H110V82H109ZM109 83H108V84H109ZM125 83H128V82H125ZM143 83H141V85H140L139 87H141L140 89L145 90V89H144V88H145V85H144V88H143V86H142ZM149 83H152V81L146 83V86H147ZM153 83H154V82H153ZM153 83H152V84H153ZM156 83H157L156 85H155V83H154V86L151 85V86H147V87H146L147 90L151 88L150 90L147 91L148 93L153 92L155 89L158 90V89L160 88V87L158 86V81H156ZM203 83H204V82H203ZM247 83H248V81H247ZM46 84H45V85H46ZM74 84H72V85L74 86ZM91 84H92V82L90 83V85H91ZM112 84H113V82H112ZM129 84H130V83H129ZM129 84H128V85H129ZM134 84H135V83H134ZM181 84H182V83H181ZM185 84H186V83H185ZM185 84H184V86L187 87V85H185ZM204 84H205V83H204ZM238 84H239V83H238ZM256 84H257V85H256ZM6 85H7V84H6ZM6 85H5V86H6ZM40 85H41V84H40ZM70 85H71V84H70ZM78 85H79V84H78ZM118 85L120 86V88H119ZM130 85H131V84H130ZM159 85H160V83H159ZM174 85H176V86L178 85V86H179L180 83H179V84L176 83V84H174ZM240 85H241V84H240ZM248 85H250V84H248ZM253 85L251 84L250 87L253 86ZM41 86L44 87L43 85H41ZM41 86L38 85V87H41ZM47 86H46V87H47ZM49 86H50V85H49ZM58 86H59V85H58ZM92 86H93V84H92L91 86H89V84H88V87H92ZM102 86H104V85H102ZM108 86H109V85H108ZM116 86H115V87H116ZM126 86H127V85H126ZM133 86L135 87V88H134V90H135V89H136V86H135V85H133ZM155 86H157V88H156ZM176 86H175V87H176ZM181 86H182V85H181ZM181 86H180V87H181ZM211 86H212V85H211ZM211 86H210V88H211ZM38 87H37V88H38ZM77 87H78V86H77ZM93 87H94V86H93ZM139 87H138V88H139ZM148 87H149V88H148ZM152 87H155L154 90L152 89ZM162 87H163V86H162ZM17 88H18V87H17ZM35 88H36V87H35ZM37 88H36V89H37ZM49 88H50V87H49ZM102 88H104V87H102ZM105 88H106V87H105ZM108 88H111V90H112V87L109 86ZM108 88H107V90H109ZM138 88H137V91L139 90ZM164 88H166V87H164ZM258 88H261V86L258 87ZM43 89H44V90H43ZM43 89H42V91H46V90H45V87H44ZM67 89H68V88H65V90H67ZM71 89H72V88H71ZM75 89H77V88H74V90H75ZM90 89H91V88H90ZM92 89H93V88H92ZM92 89H91V90H92ZM131 89H132V87H131ZM251 89H254V88L252 87ZM261 89H262V88H261ZM49 90H50V89H49ZM65 90H64V91H65ZM91 90H90V92H91ZM93 90H94V89H93ZM103 90L105 91L106 89H103ZM103 90H102V91H103ZM121 90H120V91L118 90L119 93L121 92V93L119 94V96L122 95L121 97H123V92H124V91L122 92ZM128 90L130 91V89H128ZM159 90H161V89H159ZM211 90H212V89H211ZM218 90H219V89H218ZM242 90H243V89H242ZM258 90H259V89H258ZM258 90H257V91H258ZM42 91H41V88H40V91H39V92L43 93ZM67 91H68V90H67ZM75 91H76V90H75ZM104 91H103V92H104ZM109 91H110V90H109ZM137 91H136V92H137ZM164 91H167V90H164ZM172 91H171V92H172ZM179 91H181L180 88H179ZM182 91H183V90H182ZM184 91H185V89H184ZM186 91H187V89H186ZM209 91H210V90H209ZM93 92H94V94H95V91H93ZM107 92H108V91H107ZM113 92H114V91H113ZM134 92H135V91H134ZM144 92H145V91H144ZM155 92H156V94L158 93V95H161V94H162L161 91H160L161 94H160L158 91H155ZM210 92H211V91H210ZM262 92H263V95H262V96H264V91H262ZM109 93H110V92H109ZM115 93H116V91H115ZM124 93H125V92H124ZM126 93H127V89H126ZM132 93H133V91H132ZM138 93H139V91H138ZM138 93H136V95H137ZM142 93H143V92H142ZM148 93H146V94H148ZM153 93H154V92H153ZM183 93H185V92H183ZM190 93H191V92H190ZM244 93H245V92H244ZM91 94H92V93H91ZM94 94H93L92 96H94ZM127 94H128V93H127ZM127 94H126V95H127ZM150 94H151V93H150ZM169 94H170V93H169ZM176 94H177V93H176ZM216 94H217V93H216ZM222 94H224V92H223ZM260 94H261V93H260ZM46 95L49 97V94H47V92H46L45 96H46ZM105 95H106V94H105ZM109 95H110V94H109ZM109 95L107 94V96H109ZM124 95H125V94H124ZM129 95H131L130 92H129ZM132 95H133V94H132ZM136 95H135V93H134V96H136ZM178 95H179V94H178ZM194 95H196V94H194ZM217 95H218V94H217ZM47 96H46V98H48ZM89 96H90V95H89ZM112 96H114V95L112 94ZM127 96H128V95H127ZM134 96H132V97H134ZM137 96H139V94H138ZM145 96H146V95H145ZM147 96H148V95H147ZM179 96H180V95H179ZM85 97H87V96H85ZM116 97H117V96H115V98H116ZM125 97H126V96H124V98H122V99L125 100ZM156 97H157V96H156ZM174 97H175V96H174ZM177 97H178V96H177ZM181 97H182V96H181ZM215 97H216V96H215ZM259 97H260V95H259ZM40 98H41V97H40ZM87 98H88V97H87ZM95 98H96V97H95ZM128 98H129V97H128ZM139 98H140V100H141V96H140ZM153 98H154V97H153ZM81 99H82V98H81ZM106 99H107V98H106ZM116 99H117V98H116ZM137 99H138V97H137ZM150 99H152V98H150ZM154 99H156V98H154ZM160 99H161V98H160ZM160 99H159V100H160ZM258 99H260V98H258ZM47 100L49 101V99H47ZM91 100H92V99H91ZM93 100H94V99H93ZM93 100H92V103H93ZM117 100H118V99H117ZM124 100H123V102H124ZM159 100H158V101H159ZM177 100H178V98H177ZM182 100H183V98H182ZM260 100H261V99H260ZM50 101H52V100H50ZM50 101H49V102H50ZM77 101H78V99H77ZM81 101L84 103L83 100H81ZM107 101H108V100H107ZM107 101H106V102H107ZM109 101H112V102H113L114 100H113V99H112V100L109 99ZM115 101H116V100H115ZM118 101H119V100H118ZM154 101H155V100H154ZM172 101H173V100H172ZM174 101H175V100H174ZM254 101H255V100H254ZM78 102H79V101H78ZM116 102H117V101H116ZM116 102H115V103L113 102V103L116 104ZM119 102H120V101H119ZM123 102H122V104L124 105ZM156 102H157V101H156ZM165 102H166V101H165ZM165 102H164V103H165ZM175 102H176V101H175ZM181 102H184V101H181ZM261 102H262V101H261ZM263 102H264V98H263ZM94 103H95V101H94ZM108 103H109V102H107V104H108ZM166 103H167V102H166ZM67 104H68V103H67ZM167 104H168V103H167ZM174 104H175V103H174ZM178 104H180V103H177V105H178ZM218 104H219V103H218ZM254 104H256V101L254 102ZM257 104H258L257 106H259L260 103H257ZM43 105H44V104H43ZM68 105L70 106V104H68ZM95 105H96V103H95ZM110 105H112L111 102H110ZM116 105H117V104H116ZM116 105H115V107H117ZM155 105H157V103H155L153 106L156 107ZM158 105H159V104H158ZM44 106H45V105H44ZM93 106H94V104H93ZM98 106H100V105H98ZM113 106H114V105H112V107H113ZM120 106H121V105H120ZM131 106H132V105H131ZM153 106H152V107H153ZM164 106L166 107L167 105H164ZM168 106H169V105H168ZM217 106L220 107V104L217 105ZM52 107H54V106H52ZM70 107H71V108H74V107H72V106H70ZM94 107H95V106H94ZM118 107H119V106H118ZM124 107H125V106H124ZM126 107H127V106H126ZM126 107H125V108H126ZM132 107H133V106H132ZM152 107H151V108H152ZM154 107H153V108H154ZM261 107H262V106H261ZM44 108H46V107H44ZM44 108L42 107L41 109H44ZM50 108H51V106H50ZM50 108H49V106H48V109H49V110H52V111H53V110L55 109V107H54L53 109H52V108L50 109ZM96 108H98V107H96ZM159 108H160V107H159ZM173 108H176V107H173ZM259 108H260V107H259ZM93 109H94V108H93ZM99 109L101 110V108H99ZM114 109H115V108H114ZM122 109H123V108H122ZM122 109H120V110H121V114H120V115L123 117L124 115H122V112H123ZM156 109H157V107H156ZM168 109H169V108H168ZM177 109H178V107H177ZM219 109H221V108H219ZM262 109H263V107H262ZM46 110H47V109H45L43 112H47ZM100 110L98 111V113L100 112V114L102 115L101 112H104V111H100ZM117 110H119V109H117ZM117 110H115V111H117ZM124 110H125V109H124ZM52 111H50V112H52ZM54 111H55V110H54ZM54 111H53V112H54ZM77 111H78V110H77ZM77 111H76V109H75V112H77ZM133 111H134V110H133ZM135 111H137V110H135ZM171 111H172V110H171ZM177 111H178V110H177ZM259 111H260V110H259ZM262 111H263V110H262ZM262 111H260V112H262ZM164 112H165V111H164ZM263 112H264V111H263ZM79 113H80V112H79ZM105 113H106V112H105ZM119 113H120V112H119ZM132 113H133V112H132ZM48 114H49V111H48ZM74 114H75V113H74ZM106 114H107V113H106ZM106 114H104V115L106 116ZM123 114H124V113H123ZM166 114H167V113H166ZM171 114H172V113H171ZM263 114H264V113H263ZM4 115H5V114H4ZM60 115H61V114H60ZM114 115H115V114H114ZM135 115H136V113H135ZM137 115L139 116V114H137ZM47 116H48V115H47ZM55 116H57V114H56ZM80 116H81V114H80ZM102 116H103V115H102ZM109 116H110V115H109ZM180 116H181V115H180ZM260 116H261V115H260ZM262 116H263V115H262ZM4 117H5V116H4ZM106 117H107V116H106ZM131 117H132V116H131ZM135 117H136V116H135ZM217 117H218V115H217ZM226 117H227V116H226ZM257 117H258V116H257ZM47 118H49V117H47ZM57 118H60V117H57ZM57 118H55V119L57 120ZM80 118H81V117H80ZM82 118H83V117H82ZM123 118H124V117H123ZM139 118H140V117H138V119H139ZM141 118H142V117H141ZM52 119H53V118H52ZM52 119H51V120H52ZM62 119H63V118H62ZM62 119L59 120V121H56V122H55V120H52L53 122H55V124L53 123L55 128L57 127V126H55L56 124H57V125L63 124V123H61V122H63ZM64 119H65V118H64ZM64 119H63V120H64ZM85 119H86V116H85ZM87 119H88V117H87ZM125 119H126V117H125ZM125 119H123V120H125ZM136 119H137V118H136ZM48 120H49V119H48ZM79 120H80V119H79ZM95 120H96V119H94V121H95ZM191 120H192V119H191ZM4 121H5V120H4ZM60 121H61V122H60ZM80 121H81V120H80ZM82 121H85V120H82ZM87 121H88V120H87ZM87 121H86V122H87ZM91 121H92V119H91ZM94 121H93V122H94ZM135 121H137V120H135ZM138 121L140 122V120H138ZM49 122H50V120H49ZM57 122H58L59 124H58ZM75 122H76V121H75ZM77 122H78V121H77ZM95 122H97V120H96ZM244 122H245V121H244ZM258 122H259V121H258ZM51 123H52V122H51ZM100 123L102 124V122H99V124H100ZM178 123H179V122H178ZM212 123H213V122H212ZM2 124H3V123H2ZM76 124H77V123H76ZM63 125H64V124H63ZM77 125H78V124H77ZM179 125H180V124H179ZM244 125H245V123H244ZM102 126H103V124H102ZM205 126H207V123H206ZM253 126H254V125H253ZM54 127H53V130H54ZM65 127H66V125H65ZM91 127H92L93 129H94V128H98V127H95V126H91ZM218 127H219V126H218ZM246 127H247V126H246ZM57 128H58V127H57ZM63 128H64V127H63ZM63 128H62V129H63ZM104 128H106V127L104 126ZM11 129H12V128H11ZM106 129H109V128H106ZM182 129H183V128H182ZM94 130H95V129H94ZM116 130H118V129H116ZM219 130H220V129H219ZM6 131H7V130H6ZM95 131H96V130H95ZM99 131H100V130H99ZM99 131L97 130V132H99ZM101 131H102V130H101ZM101 131H100V133H101ZM182 131H183V130H182ZM62 132H63V130H61V133H62ZM119 132H120V131H119ZM10 133H11V132H10ZM103 133H105V132H103ZM120 133H121V132H120ZM220 133H221V132H220ZM98 134H99V133H98ZM101 134H102V133H101ZM104 135H105V134H104ZM106 136H107V137H106ZM109 136H110V137H109ZM109 136H108V135H105V137H104V136H103V137L106 138V139H107L108 137L111 138V135H109ZM245 136H246V135H245ZM99 137H100V136H99ZM222 137H223V136H222ZM23 138H24V136H22V142L26 141V139L23 140ZM112 138H113V137H112ZM20 139H21V138H20ZM100 139H101V138H100ZM100 139H99V140H100ZM106 139H104V140H106ZM220 139H222V138H220ZM250 139H251V138H250ZM95 140H96V139H95ZM20 141H21V140H20ZM27 141H28V140H27ZM100 141H101V140H100ZM102 141H103V140H102ZM109 141L111 142V139H110ZM109 141H108V142H109ZM113 141H114V140H113ZM150 141H151V140H150ZM194 141H195V140H193V141H191V142H194ZM206 141H207V140H206ZM22 142H21V144H22ZM37 142H38V141H37ZM104 142H105V141H104ZM108 142H107V143H108ZM195 142H196V141H195ZM195 142H194V143H195ZM29 143H30V141H29ZM29 143H28V145H29ZM100 143H101V142H100ZM100 143H99V144H100ZM105 143H106V142H105ZM114 143H115V142H113V143H111V144L109 143V144H110V146H111V145L114 144ZM148 143H149V142H148ZM194 143H193V146L191 145L192 148H195V147L197 146V145L194 146ZM207 143H209V142H207ZM221 143H222V142H221ZM33 144H34V142H33ZM97 144H98V143H97ZM102 144L104 145V143H102ZM102 144H101V145H102ZM109 144H108V145H109ZM12 145H13V144H12ZM12 145H11V146H12ZM30 145H31V144H30ZM118 145H119V144H118ZM217 145H218V144H217ZM11 146H10V147H11ZM14 146H15V144H14ZM25 146H26V145H25ZM31 146H33V145H31ZM104 146H107V145H104ZM114 146H117V145H114ZM189 146H190V145H189ZM191 146H190V147H191ZM17 147H18V145H16V148H17ZM19 147H20V146H19ZM19 147H18V148H19ZM97 147H98V146H97ZM99 147H100V145H99ZM108 147H109V146H108ZM108 147H105V148L103 147V148H104V151L107 150L106 148H108ZM119 147H120V146H119ZM119 147H118V148H119ZM145 147H147V146H145ZM187 147H188V146H187ZM187 147H184V149L187 148ZM31 148H34V147H31ZM38 148H39V147H38ZM42 148H43V147H42ZM44 148H45V147H44ZM147 148H148V147H147ZM22 149H23V148H22ZM112 149H113V148H112ZM182 149H183V148H182ZM224 149H225V148H224ZM24 150H25V149H24ZM38 150H39V149H38ZM96 150H97V149H96ZM102 150H103V149H101V152H102ZM188 150H190V148H189ZM188 150H187V151H188ZM218 150H219V149H218ZM16 151H17V150H16ZM60 151H61V150H60ZM60 151H59V152H60ZM77 151H78V150H77ZM104 151H103V152H104ZM115 151H116V150H115ZM181 151H183V150H181ZM185 151H186V150H185ZM185 151H184V152H185ZM193 151H194V149H193ZM225 151H226V150H225ZM38 152H39V151H38ZM81 152H82V151H80L79 155L81 154ZM103 152H102V153H103ZM177 152H178V151H177ZM194 152H195V151H194ZM141 153H142V152H141ZM175 153H176V152H175ZM186 153H187V152H186ZM260 153H261V152H260ZM260 153H259V155H260ZM92 154H93V153H92ZM106 154H107V153H106ZM106 154H105V155H106ZM110 154H111V153H110ZM192 154H193V153H192ZM255 154H256V153H255ZM76 155L79 156L78 154H76ZM82 155H83V154H82ZM82 155H81L80 158H79V159H81V160H79V162H80V161L82 162V164H81V162H80V165H83V162H85V160L82 161V159H85V157L82 156ZM119 155H120V154H119ZM122 155H123V154H122ZM122 155H121V156H122ZM180 155H183V154H180ZM92 156H93V155H91V157H92ZM97 156L99 157V156H101V155H100V154H98V155L96 154V157H97ZM106 156H107V155H106ZM109 156H110V155H109ZM186 156H187V155H186ZM188 156H189V155H188ZM188 156H187V160L190 159V157H188ZM114 157H115V156H114ZM119 157H120V156H119ZM260 157H261V156H260ZM2 158H3V157H2ZM2 158H1V159H2ZM88 158H89V157H88ZM93 158H94V157H93ZM110 158H111V157H110ZM110 158H109V159H110ZM122 158H123V157H122ZM122 158H121V159H122ZM197 158H198V157H197ZM242 158H243V156H242ZM75 159H76V158H75ZM105 159L108 160L107 158H105ZM141 159H142V158H141ZM180 159H181V157H180ZM192 159L196 160V158H194V157H193ZM192 159H191V160H192ZM257 159H258V157H257ZM2 160H3V159H2ZM106 160H105L104 162H107ZM199 160H201V159L199 158ZM255 160H256V158H255ZM58 161H59V159H58ZM58 161H56V162L53 161V163L55 164V163H57ZM89 161H92V160H89ZM112 161H113V160H112ZM116 161H117V160H116ZM197 161H198V160H197ZM243 161H244V160H243ZM110 162H111V161H110ZM110 162H107V163H110ZM141 162H142V161H141ZM189 162L192 163V161H190V160H189ZM194 162H195V161H194ZM199 162H200V161H198V163H199ZM201 162H202V161H201ZM205 162H207V161H205ZM0 163H1V161H0ZM3 163H4V162H3ZM91 163H92V162H90V165H91ZM98 163H99V162H98ZM101 163H102V162H101ZM101 163H100V164H101ZM114 163H115V162H114ZM142 163H143V162H142ZM190 163H189V164H190ZM195 163H196V162H195ZM198 163H197V164H198ZM207 163H208V162H207ZM104 164H105V163H104ZM116 164H117V163H116ZM189 164H188V162H187L186 165L189 166ZM220 164H222V163H220ZM16 165H17V164H16ZM50 165H51V163H50ZM85 165H86V164H85ZM105 165H106V164H105ZM202 165H205V164L202 163ZM235 165H236V164H235ZM240 165H241V164H240ZM75 166H76V165H75ZM91 166H92V165H91ZM110 166H111V165H110ZM141 166H142V165H141ZM190 166H191V165H190ZM256 166L258 167V165H256ZM8 167H9V166H8ZM53 167H55V166H53ZM71 167H72V166H71ZM99 167H100V166H99ZM185 167H186V166H185ZM198 167H200V164H199ZM222 167H223V166H221L220 169H221V170H225V172H226V169H224L225 167H224V168H222ZM242 167H243V166H242ZM10 168H12V166H10ZM74 168H75V167H74ZM77 168H78V167H77ZM77 168L74 169V170H75L74 172L77 171V170H76ZM104 168H105V167H104ZM106 168H107V167H106ZM195 168H196V167H195ZM203 168H204V167H203ZM203 168H202V169H203ZM234 168H235V167H234ZM238 168H239V167H238ZM14 169H15V168H14ZM52 169H53V168H52ZM54 169H55V168H54ZM99 169H100V168H99ZM176 169H177V168H176ZM182 169H183V168H182ZM187 169H189V168H187ZM187 169H185L186 171H185L184 173H188V174H187V175L185 174V176H182V175H181L182 178H180V179H183L184 182H183V181H182L181 183H180V182H177V183H175V185H174L173 187H171L172 190H173L177 195H179V196H180V195L183 196V197L185 198V200L188 199L189 197H192V198L194 197V194L191 193V191L193 192V189H194V188L198 191V192L196 193V191L194 190V192L196 193V197H197L199 194H201V193L203 192L202 189L205 190L204 187H203V188L201 189L202 192L199 191L200 188L202 187V186H201V187H199V186L203 183V181L201 182V180H199L201 176H200L199 178L197 177V179L195 178L194 180H192V179L194 178V177H193L194 175H195V177H196V176H199V175H196L195 173H193V172H196V171H194L193 168H192V170H191L192 172H189L190 169H189V171H188ZM241 169H242V168H241ZM248 169H249V168H248ZM46 170H47V169H46ZM101 170H102V169H101ZM103 170H104V169H103ZM209 170H210V169H209ZM209 170H208V172H209ZM228 170H229V169H228ZM254 170H256V169H254ZM257 170H258V168H257ZM257 170H256V171H257ZM72 171H73V170H72ZM105 171H107V170H105ZM112 171H113V170H112ZM187 171H188V172H187ZM211 171H212V170H210V172H211ZM217 171H218V170H217ZM229 171H230V170H229ZM229 171H228V172H229ZM241 171H242V170H241ZM256 171H255V172H256ZM5 172H6V169H5ZM38 172H39V171L37 170V173H38ZM56 172H57V171H56ZM200 172H201V171H200ZM212 172H216V170L214 169ZM222 172H223V171H222ZM244 172H245V171H244ZM13 173H14V171H13ZM19 173H21V172L18 171V174H19ZM107 173H108V172H107ZM180 173H181V172H180ZM189 173H190V174H189ZM196 173H197V172H196ZM223 173H224V172H223ZM246 173H247V172H246ZM250 173H251V172H250ZM18 174H17V175H18ZM35 174H36V173H35ZM97 174H98V173H97ZM99 174H100V172H99ZM101 174H102V173H101ZM101 174H100V175H101ZM193 174H194V175H193ZM202 174H203V173H202ZM212 174H215V173H212ZM224 174H226V173H224ZM4 175H5V174H4ZM9 175H10V174H9ZM19 175H20V174H19ZM19 175H18V176H19ZM33 175H34V174H33ZM43 175H44V174H43ZM75 175H76V174H75ZM75 175H74V176H75ZM86 175H87V173H86ZM105 175H106V174H105ZM111 175H112V174H111ZM192 175H193V176H192ZM228 175H229V174H228ZM232 175H233V174H232ZM181 176H180V177H181ZM186 176H187V177H186ZM189 176H190V177H189ZM225 176H226V175H225ZM254 176L256 177L255 174H254ZM10 177H11V176H10ZM10 177H8V178H10ZM105 177H106V176H105ZM183 177H184V178H183ZM185 177H186V180H185ZM191 177H193V178H191ZM202 177L206 178V176H204V175H203ZM217 177H218V176H217ZM243 177H244V176H243ZM246 177H248V176H246ZM13 178H14V177H13ZM42 178H43V177H42ZM66 178H67V177H66ZM71 178H72V177H71ZM109 178H110V177H109ZM204 178H203V179H204ZM224 178H226V177H224ZM241 178H242V177H241ZM17 179H19V178H17ZM40 179H41V177H40ZM180 179H179V180H180ZM189 179H190L192 182H191ZM201 179H202V178H201ZM215 179H217V178H215ZM219 179H220V177H219ZM234 179H235L234 177L231 178V180H234ZM246 179H247V178H246ZM246 179H245V180H246ZM10 180H11V179H10ZM29 180H30V178H29ZM77 180H78V179H77ZM87 180H88V179H87ZM105 180H106V181H109L108 177H106ZM187 180L189 181V183L187 182ZM197 180H198V181H197ZM223 180H225V179H223ZM226 180L229 181L230 179L226 178ZM236 180H237V179H236ZM4 181H5V180H4ZM42 181H43V180H42ZM106 181H105V182H106ZM180 181H181V180H180ZM185 181H186L187 184L185 183ZM237 181H238V180H237ZM237 181H236V183H235V187H236V185H237ZM240 181H241V180H240ZM240 181H239V182H240ZM16 182H19V181H16ZM30 182H31V181H30ZM87 182H88V181H87ZM87 182H86V184H88ZM95 182H96V181H95ZM105 182H104V184H105ZM218 182H219V180H218ZM220 182H221V181H220ZM220 182H219V183H220ZM244 182H245V181H244ZM5 183H6V181H5ZM38 183H39V182H38ZM38 183H37V184H38ZM108 183H109V182H108ZM108 183L106 182L107 185H108ZM182 183H185V185L182 184ZM213 183H215L214 185H216V182H213ZM219 183H217V184H219ZM230 183H232V182H230ZM242 183H243V182H242ZM66 184H67V183H66ZM180 184L183 185V186H182L183 188H184V186H185V188H186V187H187L186 185H188L189 188L187 187L186 190L190 189V190H188L189 192H186V191H185L186 193L183 192L182 190H185V189L181 188V189H182V190H181V189H180V187H181ZM198 184H199V185H198ZM203 184H204V183H203ZM206 184H207V183H206ZM30 185H31V184H30ZM204 185H205V184H204ZM220 185H222V183H221ZM240 185H241V184H240ZM243 185H244V184H243ZM2 186H3V185H2ZM101 186H102V185H101ZM205 186H206V185H205ZM222 186H223V185H222ZM230 186L232 187L231 184H230ZM82 187H84L83 184H82ZM89 187H90V186H89ZM102 187H103V186H102ZM102 187H101V188H102ZM107 187H108V186H106V189H107ZM197 187H198L199 189H198ZM238 187H239V185H238ZM240 187H241V186H240ZM240 187H239V188H240ZM10 188H11V186H10ZM29 188H30V187H29ZM39 188H40V187H39ZM65 188H66V187H65ZM77 188L79 189V187H77ZM77 188H76V189H77ZM85 188H86V187H85ZM99 188H100V187H99ZM227 188H229V187L227 186ZM232 188H234V187H232ZM243 188H244V187H243ZM5 189H6V188H5ZM43 189H44V187H43ZM69 189H70V188H69ZM102 189H103V188H102ZM235 189H236V188H235ZM237 189H238V188H237ZM14 190H15V189H14ZM97 190H98V189H97ZM172 190H171V191H172ZM206 190H207V189H206ZM241 190H244V189H241ZM248 190H249V189H248ZM63 191H64V190H63ZM105 191H106V190H105ZM107 191H108V189H107ZM230 191H231V188H230ZM236 191H238V190H236ZM245 191H246V190H245ZM199 192H200V193H199ZM206 192H207V191H206ZM206 192H205V194H206ZM211 192L214 193L213 191H211ZM211 192H210V193H211ZM234 192H235V191H234ZM239 192H241V191H239ZM239 192H238V193H239ZM11 193H12V192H10V194H11ZM99 193H100V192H99ZM110 193H113V194H114V192H112V191L109 192L108 194H110ZM207 193H208V192H207ZM243 193H244V192H242V194H243ZM13 194H14V193H13ZM76 194H77V193H76ZM106 194H107V193H106ZM113 194H112V195H109V196H111V199H113V198H112ZM173 194H174V193H173ZM203 194H204V193H203ZM230 194H231V193H230ZM239 194H240V193H239ZM246 194H247V193H246ZM41 195H42V194H41ZM98 195H99V194H98ZM213 195H214V194H213ZM12 196H13V195H12ZM73 196H74V195H73ZM73 196L70 197V198H71V199L74 198ZM82 196H84V195H82ZM115 196H116V193H115ZM117 196H119V195L117 194ZM172 196H173V195H172ZM202 196H203V195H202ZM206 196H209V198H210V194H209V193H208V195H206ZM231 196H233V195L231 194ZM236 196H237V195H236ZM241 196H242V195H241ZM241 196H240V197H241ZM243 196H244V194H243ZM247 196H248V195H247ZM1 197H4V198H5V197H7V196H1ZM32 197H33V196H32ZM101 197H102V195H101ZM119 197H120V196H119ZM119 197H118V198H119ZM187 197H188V198H187ZM196 197L193 198V199H194L193 201H194V203L197 205L196 207L198 208V207L200 206V204L203 202L202 200H204V199H203V198L198 199L199 197H201L200 195H199L198 198H196ZM204 197H205V196H204ZM8 198H9V197H8ZM120 198H121V197H120ZM177 198H178V197H177ZM177 198H176L175 200H177ZM212 198H214V197L212 196ZM212 198H210V199H212ZM245 198H246V196H245ZM6 199H7V198H6ZM12 199H13V198H12ZM21 199H22V198H21ZM29 199H31V197H30ZM32 199H33V198H32ZM77 199H78V198H75V199H74L75 201H73V200H72V201L76 203V201H78ZM82 199H83V198H81L80 200H82ZM95 199H96V201H98L96 197L94 198V200H95ZM99 199H100V198H99ZM101 199H102V198H101ZM101 199H100V200H101ZM111 199H110V200H111ZM178 199H179V198H178ZM242 199H244V197H242ZM248 199H249V198H248ZM8 200H10V199H8ZM94 200H91V202L94 201ZM113 200L116 201L115 198H114ZM117 200H118V199H117ZM195 200H196V201L198 200V201L196 202ZM199 200H200V201H199ZM214 200H216V199H214ZM6 201H7V200H6ZM29 201H30V200H28V202H27V201H26V202L29 203ZM180 201H181V200H180ZM183 201H184V200H183ZM186 201H187V200H186ZM189 201H191V198L189 199ZM189 201H188V202H189ZM193 201H191V202L193 203ZM205 201H206V200H205ZM207 201H208V202H211V200L209 201L208 199H207ZM240 201H241V200H239V202H240ZM245 201H247V200H245ZM248 201H249V200H248ZM10 202H15V200H14V201L11 200ZM16 202H17V201H16ZM34 202H35V199H34ZM89 202H90V201H89ZM188 202H187V203H188ZM200 202H201V203H200ZM208 202H207L206 204H208ZM215 202H216V201H214V203H215ZM30 203H31V202H30ZM32 203H33V202H32ZM75 203H74V204H75ZM80 203H81V202H79L78 204L81 205ZM93 203H95V202H93ZM97 203H98V202H97ZM97 203H95V204H97ZM106 203H107V202H106ZM109 203H110V202H109ZM197 203H198V204H197ZM199 203H200V204H199ZM204 203H205V202H204ZM214 203H213V204H214ZM241 203H242V201H241ZM22 204H23V202H22ZM33 204H34V206H35V205H37L38 203L35 202V203H33ZM88 204H89V203H88ZM99 204H100V203H99ZM101 204H102V203H101ZM202 204H203V203H202ZM202 204H201V205H202ZM213 204H212V205H213ZM239 204H240V203H239ZM15 205H16V204H15ZM20 205H21V204H20ZM68 205H69V204H68ZM68 205H67V206H68ZM82 205H83V204H82ZM110 205H111V203H110ZM203 205H204V204H203ZM210 205H211V204H209L207 207H209ZM212 205H211V206H212ZM24 206H26V205H24ZM87 206H88V205H87ZM102 206H103V204H102ZM102 206H101L102 209H101V208L96 209V208H94V206H93V208H94L95 210H104V208H103ZM190 206L193 207L192 205H190ZM240 206H241V205H240ZM35 207H36V206H35ZM76 207H77V206H76ZM90 207H91V206H90ZM98 207H100V206H98ZM98 207H97V208H98ZM201 207L203 208V206H201ZM212 207H213V206H212ZM214 207H215V204H214ZM241 207H242V206H241ZM241 207H240V208H241ZM246 207H247V206H246ZM23 208H25V207H23ZM27 208H28V207H26V209H27ZM67 208H68V207H67ZM69 208H70V207H69ZM110 208L112 209V207H110ZM199 208H200V207H199ZM210 208H211V207H210ZM210 208H209V209H210ZM216 208H217V207H216ZM242 208H243V207H242ZM21 209H22V208H21ZM194 209H196V208H194ZM205 209L208 210V208H205V207H204L203 210H205ZM244 209H247V208H244ZM23 210H24V209H23ZM30 210H31V209H30ZM80 210H81V209H80ZM109 210H110V209H109ZM112 210H113V209H112ZM112 210H111V212L114 213ZM213 210H214V212L216 211L215 209H213ZM13 211H14V210H13ZM27 211H28V210H27ZM72 211H73V210H72ZM86 211H87V210H86ZM105 211H107V210H105ZM194 211H195V210H194ZM197 211H198V210H197ZM201 211H202V210H201ZM209 211H210V210H209ZM209 211H207V212H209ZM241 211H242V210H241ZM20 212H21V211H20ZM28 212H29V211H28ZM28 212H27V213H28ZM32 212H33V210H32ZM32 212H30V213H32ZM62 212H63V211H62ZM96 212H97V211H96ZM99 212H101V211H99ZM103 212H104V211H103ZM108 212H109V211H108ZM108 212H107V213H108ZM111 212H109L108 215H109ZM115 212H116V211H115ZM205 212H206V211H205ZM18 213H19V212H18ZM22 213H25V212L22 211ZM22 213H21V214H22ZM53 213H54V212H53ZM210 213H212V211H210ZM215 213H216V212H215ZM215 213H214V214H215ZM62 214H63V213H62ZM62 214H58V216H59V215L61 216ZM66 214H67V213H66ZM105 214H106V213H105ZM208 214H209V213H208ZM32 215H33V214H32ZM68 215H69V214H68ZM212 215H213V214H212ZM13 216H14V215H13ZM15 216H16V215H15ZM21 216H22V215H21ZM21 216H20V217H21ZM30 216H31V215H30ZM60 216H59V218H60ZM63 216H65V215H63ZM85 216H86V215H85ZM93 216H95V214H94ZM106 216H107V214H106ZM109 216H110V215H109ZM31 217H32V216H31ZM110 217H112V214H111ZM110 217H109V218H110ZM115 217H116V216H115ZM244 217H245V216H244ZM249 217H250V216H249ZM24 218H25V217H24ZM28 218H29V217L27 216V219H28ZM83 218H84V217H83ZM83 218H82V219H83ZM34 219H35V218H34ZM56 219H58V218H56ZM60 219L62 220V222L65 220V218H64V220L62 219V216H61ZM60 219H59L58 221H61ZM66 219H67L66 223H68V222L71 220V219H69V217H68V218L66 217ZM85 219H86V218H85ZM246 219H250V221H251V218H247V217H246ZM68 220H69V221H68ZM194 220H195V219H194ZM23 221H24V220H23ZM36 221H37V220H36ZM77 221L79 222V219H76V222H77ZM250 221L247 220L248 223H250ZM28 222H30V221H28ZM34 222H35V220H34ZM37 222H39V221H37ZM37 222H35V223H37ZM62 222H60L61 224H59L58 229L55 230V231H56V234L59 233V232H58L59 228H61L62 230H64V227H65V226L63 225L64 227H62ZM73 222H74V221H73ZM73 222H72V223H73ZM76 222H75L74 224H76ZM196 222H197V221H196ZM263 222H264V220H263ZM263 222H261V224H262ZM22 223H23V222H22ZM31 223H32V222H31ZM56 223H57V222H56ZM58 223H59V222H58ZM66 223L63 222V224L67 225ZM23 224H24V223H23ZM26 224H27V220H26ZM96 224H97V223H96ZM48 225H49V224H44V225L41 224V226H44V227L46 226L47 229L49 230ZM53 225H54V224H53ZM55 225H58V224H55ZM70 225H71V223L69 222L67 226H70ZM77 225H79V223H77ZM81 225H82V224H81ZM85 225H86V224H85ZM93 225H95V224H93ZM32 226H34V225H32ZM32 226H28V227H32ZM36 226H39V225L36 224ZM49 226L51 227V225H49ZM67 226H66V227H67ZM96 226H97V225H96ZM96 226H95V228H96ZM263 226H264V225H263ZM11 227H12V226H11ZM24 227L27 228V229H29V228L26 227L25 225H24ZM34 227H35V226H34ZM39 227H40V226H39ZM78 227H79V226H78ZM87 227H91V226L89 225V226H87ZM3 228H4V227H3ZM35 228H36V227H35ZM56 228H57V227H56ZM69 228H70V227H69ZM69 228H68V230H69ZM79 228H80V227H79ZM82 228H86V226H85V227H82ZM95 228H94V227H91V230H93V229H95ZM97 228H98V227H97ZM97 228L95 229V231L98 232L99 229H97ZM16 229H17V228H16ZM38 229H42V228H38ZM44 229H45V228H44ZM54 229H55V227H54ZM54 229H53V231H54ZM61 229H60V230H61ZM2 230H3V229H2ZM8 230H9V229H8ZM48 230H46V233H47ZM82 230H83V232L85 233L84 229H82ZM88 230H89V233H90V229H89V228H88ZM37 231H38V230H37ZM37 231H33V232H37ZM41 231H42V230H41ZM44 231H45V230H44ZM66 231H67V230H66ZM51 232H52V231H51V229H50V232H48V233H51ZM64 232H65V230H64L63 232L61 231L62 235H64V234H63ZM71 232H72V231H71ZM93 232H94V231H93ZM99 232L102 233L101 230H100ZM30 233H32V231H31ZM42 233H43V231H42ZM42 233H41L39 236H42V238H44V236H45L44 234H46V233H45V232H44L43 234H42ZM48 233L46 234L47 237H49L48 235H50V234H48ZM61 233H59V234H61ZM76 233H78V232H76ZM79 233H80V232H79ZM79 233H78V235H77L78 238H77V236L75 235V236H76L75 239H76V241L78 240L79 243H80L82 237H81V238L79 237V236H81V234H79ZM81 233H82V232H81ZM86 233H88V232H87V229H86ZM141 233H142V232H141ZM227 233H228V232H227ZM5 234H6V233H5ZM14 234H15V233H14ZM19 234H20V233H19ZM24 234H25V233H24ZM24 234H23V235H24ZM33 234H34V233H33ZM33 234H32V235H33ZM35 234L37 235L38 233H35ZM59 234H58V235H59ZM66 234H67V233H66ZM70 234H71V233H70ZM90 234H91V233H90ZM90 234H88V235H90ZM32 235H31V236H32ZM53 235H54V233H51V237H52ZM91 235H92V234H91ZM257 235H258V234H257ZM13 236H14V235H13ZM28 236H29V233H28ZM28 236H27V237H28ZM33 236L36 237L35 235H33ZM59 236H61V235H59ZM140 236H142V234H141ZM20 237H21V236H19V238H20ZM37 237H38V236H37ZM51 237H50V238H51ZM53 237H54V236H53ZM61 237H62V236H61ZM63 237H65V235H64ZM63 237H62V239H63ZM67 237H68V236H67ZM127 237H128V236H127ZM38 238H39V237H38ZM79 238H80V239H79ZM88 238H89V237H88ZM93 238H94V237H92V239H93ZM253 238H254V237H253ZM259 238H260V237L258 236V239H259ZM7 239H9V238H7ZM13 239H14V237H13ZM29 239H30V238H29ZM36 239H37V238H35V240H36ZM39 239H40V238H39ZM39 239H38V241H39ZM53 239H55V238H53ZM95 239H96V238H95ZM125 239H126V238H124L123 241H125ZM140 239H141V237H140ZM41 240H45V239H41ZM49 240H51V239H49ZM49 240H48V241H49ZM64 240H65V238H64L63 240H61V241H64ZM82 240H84V239H82ZM126 240H128V239H126ZM141 240H142V239H141ZM141 240H140V241H141ZM253 240H254V239H253ZM260 240H261V239H260ZM7 241H8V240H7ZM25 241L28 242V241H29L28 238H27V240H25ZM30 241H31V240H30ZM30 241H29L28 243H31ZM46 241H47V240H46ZM53 241H55V240H52V242H53ZM56 241H57V240H56ZM61 241H60V242H61ZM69 241H70V240H69ZM90 241H91V240H90ZM50 242H51V241H50ZM81 242H82V241H81ZM125 242H126V241H125ZM150 242H151V241H150ZM255 242H256V241H255ZM261 242H262V241H261ZM9 243H12V242H9ZM28 243H27L28 246H27V245H23V248L26 247L27 250L29 251V255H26V254H25V255H26V258H27V256H29L28 258H30L31 256H36V257H38V258L41 257V258L43 259V256H42V255L39 256L38 254H41V251L44 250V248H45L44 245H46V244L42 245V244L40 243V244H41V247L43 246L44 248H42V250H40V253H38V250L41 249V247L38 249V244H36V242H35V244H33L34 242H32L31 244H28ZM42 243H44V241H43ZM53 243H54V242H53ZM55 243H56V242H55ZM62 243H63V242H62ZM82 243H87V242H86V239H85V242L83 241ZM82 243L80 244L81 246L84 245V244L82 245ZM88 243H89V242H88ZM94 243H97V242H94ZM32 244H33L34 246H36V247L33 248V246H29V245H32ZM49 244H50V243H49ZM63 244H64V243H63ZM66 244H68V243H66ZM128 244H129V243H127V246H128ZM4 245H5V244H4ZM85 245H86V244H85ZM87 245H88V244H87ZM132 245H133V244H132ZM132 245H131V246H132ZM136 245H137V244H136ZM136 245H135V247H136ZM139 245H141V244H139ZM257 245H258V244H257ZM11 246H12V245H11ZM14 246H15V245H13V247H14ZM21 246H22V245H21ZM53 246H54V245H53ZM63 246H64V245H63ZM66 246H67V245H66ZM74 246H75V245H74ZM125 246H126V245H125ZM129 246H130V244H129ZM141 246H142V245H141ZM141 246H139V247H141ZM252 246H253V244H252ZM5 247H6V245H5ZM28 247H30V249H31V247H32L33 249L36 248V250H29ZM117 247H118V246H117ZM139 247H138V248H139ZM204 247H205V246H204ZM249 247H250V246H249ZM258 247H259V245H258ZM0 248H1V247H0ZM14 248H15V247H14ZM26 248H25V249H26ZM53 248H54V247H53ZM74 248H75V247H74ZM92 248H93V247H92ZM95 248H96V247H95ZM127 248H129V247H127ZM131 248L134 249V246L131 247ZM136 248H137V247H136ZM12 249H13V248H12ZM15 249H16V248H15ZM19 249H20V248H19ZM21 249H22V248H21ZM25 249H24L23 251H26L27 254H28V251L25 250ZM65 249H66V248H65ZM71 249H72V248H71ZM87 249H88V248H87ZM97 249H98V247H97ZM133 249H132V251H134ZM149 249H150V248H149ZM254 249H255V248H254ZM260 249H262V247H261ZM4 250H5V249H4ZM80 250H82V249H80ZM83 250H84V249H83ZM92 250H93V249H92ZM123 250H124L123 255H121L122 253L119 254L121 257L124 256L123 259L126 258V256H127V257L130 256V258H132V257L134 258V256L132 255V253H128L129 255L126 254V252H125L126 248H125V249L123 248ZM129 250H130V248H129ZM129 250H128V251H129ZM141 250H142V253H143V247H142ZM150 250H151V249H150ZM194 250H195V249H194ZM250 250H251V249H250ZM1 251H2V250H1ZM8 251H9V250H8ZM34 251L37 252L38 254L35 253ZM46 251H47V249H46ZM46 251L44 250V252H46ZM74 251H76V250H74ZM89 251H90V250H89ZM95 251H96V250H95ZM136 251H137V250H136ZM251 251H252V250H251ZM258 251H259V250H258ZM5 252H6V251H5ZM12 252H13V251H12ZM26 252H25V253H26ZM30 252H34V254H33V253H30ZM51 252H52V251H51ZM68 252H69V251H68ZM79 252H80V251H79ZM91 252H92V251H91ZM122 252H123V251H122ZM129 252H131V251H129ZM262 252H263V250H262ZM2 253H3V252H2ZM9 253H10V251H9ZM9 253H8V255H9ZM13 253H14V252H13ZM16 253H17V252H16ZM16 253H15V254H16ZM23 253H24V252H23ZM23 253H22V254H23ZM42 253H43V252H42ZM53 253H54V252H53ZM53 253H52V254H53ZM72 253L74 254L73 251H72ZM72 253H71V254H72ZM96 253H97V252H96ZM135 253H136V252H135ZM153 253H154V252H153ZM256 253H257V251H256ZM30 254H33V255L30 256ZM35 254H36V255H35ZM47 254H48V252H47ZM73 254H72V255H73ZM76 254H77V253H76ZM115 254L118 255V254L116 253V251H115ZM125 254H126V255H125ZM130 254H131V255H130ZM149 254H150V252H149ZM206 254H207V253H206ZM217 254H218V253H217ZM223 254H224V253H223ZM257 254H258V253H257ZM2 255H4V254H2ZM2 255H1V256H2ZM18 255H19V254H18ZM20 255H21V254H20ZM20 255H19V261L22 262V260L20 259V257H21ZM43 255L46 256V257H44V258H46V259H45L46 261H47L48 258L51 257L50 255H48L49 257L47 258L46 253H43ZM93 255H94V254H93ZM93 255H92V257H93ZM103 255H104V252H103ZM113 255H114V254H113ZM146 255L148 256V254H146ZM219 255H220V254H219ZM219 255H218V257L216 256L217 259H218L219 257L221 258V256H219ZM227 255H228V254H227ZM11 256H12V255H11ZM73 256H74V255H73ZM77 256H79V255L77 254ZM82 256H83V255H82ZM86 256L88 257V255H86ZM86 256H85L84 258L82 257L78 264H88V262H90L91 259H90V261L87 260L88 258H87ZM149 256H150V255H149ZM210 256H211V255H210ZM228 256H229V255H228ZM3 257H4V256H3ZM22 257H23V256H22ZM36 257H34V258H36ZM89 257H90V256H89ZM109 257H110V256H109ZM109 257L107 256V258H109ZM135 257H136V256H135ZM144 257H145V256H144ZM233 257H235V256H233ZM5 258H6V257H5ZM41 258H39V259H40V262H41ZM115 258H118V257L115 256ZM154 258H155V257H154ZM216 258H215V260H217ZM223 258H224V257H223ZM22 259H23V258H22ZM30 259L33 260V257L30 258ZM75 259H76V258H75ZM75 259H74V260H75ZM109 259H110V258H109ZM118 259H120V258H118ZM118 259H117V260H118ZM151 259H152V258H151ZM213 259H214V256H213ZM213 259H211V260H212L213 263H214L215 260H213ZM0 260H1V259H0ZM27 260H28V259H27ZM35 260L37 261V258H36ZM35 260H34V261H35ZM43 260H44V259H43ZM45 260H44V261H45ZM104 260H106V259H104ZM115 260H116V259H115ZM125 260H126V261H125ZM128 260H129V259H128ZM152 260H153V259H152ZM200 260H202V259H200ZM249 260H250V259H249ZM2 261H3V260H2ZM24 261H25V260H23V262H24ZM28 261H29V260H28ZM34 261H33V262H34ZM36 261H35V262H36ZM48 261H51V259H48ZM52 261H54L55 264L58 263L57 260H52ZM52 261H51V262H52ZM56 261H57V263H56ZM75 261H76V260H75ZM94 261H95V260H94ZM94 261H93V262H94ZM118 261H120V260H118ZM118 261H116V262H118ZM121 261H122V260H121ZM221 261H223V260H221ZM226 261H229L228 264L231 263L230 261L233 262V260H226ZM254 261H255V259H254ZM260 261H261V259H260ZM5 262H6V261H5ZM9 262H10V261H9ZM31 262H32V261H31ZM31 262H29V263H31ZM35 262H34V264H38V263H39L38 261H37L36 263H35ZM51 262H49L48 264H54V263H51ZM62 262H63V261H62ZM71 262H72V261H71ZM91 262H92V261H91ZM96 262H97V261H96ZM103 262H104V261H103ZM103 262H102V263H103ZM122 262H124L123 264H129V263H130V264H133V263H134V262H129V261H127V258L124 259ZM125 262H127V263H125ZM154 262H156V260H155ZM203 262H204V260H203ZM218 262H220V260H219ZM255 262H256V261H255ZM262 262H263V261H262ZM13 263H14V262H13ZM13 263H12V264H13ZM41 263H42V262H41ZM41 263H39V264H41ZM44 263H45V262H44ZM99 263H100V261H99ZM108 263H110V261H108L107 264H108ZM114 263H115V261H114L113 263H111V264H114ZM119 263L122 264L121 262H119ZM119 263H118V264H119ZM150 263H153V262H150ZM209 263H210V262H209ZM211 263H212V262H211ZM220 263H224V262H220ZM256 263H257V262H256ZM27 264H28V262H27ZM46 264H47V263H46ZM58 264H59V263H58ZM72 264H73V263H72ZM95 264H96V263H95ZM103 264H104V263H103ZM116 264H117V263H116ZM135 264H136V263H135ZM153 264H154V263H153ZM203 264H204V263H203ZM205 264H206V263H205ZM215 264H216V263H215ZM217 264H218V263H217ZM232 264H233V263H232ZM253 264H254V263H253ZM262 264H263V263H262Z\"/></svg>","mask_w":264,"mask_h":264}]
</instances>
